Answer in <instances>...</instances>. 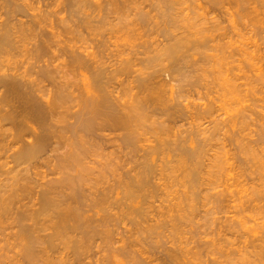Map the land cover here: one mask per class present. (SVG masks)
<instances>
[{
  "label": "rangeland",
  "instance_id": "rangeland-1",
  "mask_svg": "<svg viewBox=\"0 0 264 264\" xmlns=\"http://www.w3.org/2000/svg\"><path fill=\"white\" fill-rule=\"evenodd\" d=\"M25 1H27V0H25ZM139 0H137V2H138ZM157 1H159V2H157ZM175 1V2H174ZM216 1H218L217 3H216ZM228 1H230L229 3H228ZM245 1V2H244ZM252 1H254V2H252ZM255 1H257V2H259V3H257V2H255ZM28 2H29V0H28ZM90 3H91V5H93V6H90V4H87L86 6L88 7V6H90V7H93V8H90L91 10H87V8L85 7L84 9H86V11L83 9L82 11V13H84V11L86 12V13H89V12H91V15H92V11H96V9H97V12H93L94 13V15L97 13L98 14V12H99V14L101 13V12H103V11H100V10H103V8H104V13H106V10L108 11V9L110 8H113L112 7V5H105V2H104V0H102V3L100 4V2L101 1H98L99 3V5H103V3H104V5L105 6H102L103 8H101V9H99L98 8V4L95 2V0L94 1H89ZM88 2V3H89ZM141 2V0L139 1V3ZM143 2V3H142ZM141 2V4H139V3H136V4H139V5H141V7L142 8H140V10H134V9H136V8H134V9H130V8H132L131 6H128L129 8V10H126V13L127 12H132L133 14V17H134V19H132V15L131 14H129V13H127L128 15H129V17L131 18V21L133 20L134 21V24L133 25H135L134 27L136 28V27H138V29H136V30H138V32H136V31H134V30H132L133 31V33H132V35L131 36H129V35H127V37L129 36L130 37V40L129 39H127V37H124V36H122V34H118L117 35V37L119 36V35H121V37H123V38H126V39H123V38H121L120 39V36L118 37V38H116L115 37V32H112V31H110L111 30V28H109V27H111L110 25H112V24H110V25H107V23L109 24V22L110 23H112L113 22V24L114 23H116V21L114 20V19H112L113 18V16L110 18V20L112 21H108V19H109V17H108V19L105 21V25H97V26H99L100 27V30L99 31H103L104 30V26L106 27V26H108V27H106L105 29H106V32H105V30H104V35H102L103 37H104V40H103V37L101 36V35H99V33L98 32H96V36L94 35V36H90V37H88V36H83V38H81L79 41H78V39H77V34H75L76 36H74L73 37V35H71L72 37H73V39L76 37V40L77 41H71V42H69L70 44H73V42H74V44H76L75 46L77 47V49H78V47H80L81 45H82V47H84V49L82 48L81 49V47H80V49H78V51H79V53L82 51V53L81 54H83V50L85 51V49H86V51H85V54H88V53H90V50L92 49V53H95L94 52V50L95 51H97L98 52V50H100L101 51V49L102 50H104V51H107V52H105V53H103L104 55L106 54L107 55V57L106 58H110V60L111 61H113L112 59H114L112 56L115 54V52L117 53V51H115V50H126V51H128L127 52V55H124L125 57H130V56H132L133 57V55L131 54L130 55V53H134V55L135 54H137L138 55V57L139 58H141V57H143L142 59H144L145 57V54H144V56H143V53L142 54H140V55H142V56H140L139 55V53H138V51H143L144 52V43L143 42H145V41H149V43H148V45H149V48L150 47H156V44L155 43H157L156 41L157 40H159V43H157V44H160L161 42H162V40H164L163 42H166L167 40H165V37H167L166 39H169V37H171L172 38V36H173V38L175 37V38H181L182 39V37L184 38V39H182V40H184V43H183V41H182V43H180L182 46V48H181V50H182V52H181V50H179L178 51V55H180L181 54V57L180 56H178L177 54H174V55H176V56H174V58H173V60L171 59L173 56H171V58L169 57V59H171L172 61H173V64L171 63V60H169L168 58L167 59H165V61L163 62V64L166 66V64L168 63V65H167V67H164V68H169V69H171V70H174L175 71V69H176V67H177V70L179 69L180 71H181V74H180V71L179 72H174L173 74H170L169 72H164V75L162 74V72L164 71H162V69H164L163 67L161 68V71H160V74H162L161 76H159V78L157 77V81H156V73H155V77H154V79H155V81L156 82H161V81H163L164 80V82H165V84H164V82H163V84H164V87L163 88H165V87H167V85L169 86V87H167V89H166V93H165V91H164V93L165 94H163V96L165 97H163V99H162V101L164 100V99H166V101L164 100V106H161V105H158L157 104V102L156 101H154L155 103H153V105H150V104H147V105H150L149 106V108L151 107V109L149 110V108H148V106L146 105L145 107H146V109L147 110H145V108H144V106H142L143 107V110L145 111V113H146V111H148V116H147V114H145V117L147 116L148 118H150V119H147L146 118V122L145 121H143V119H142V122H143V124L141 123V122H139L140 124V127L139 126H137V127H139L138 129H137V127L135 128V130H136V134H137V136L138 135H140V138H139V136L137 137L138 139H139V142H140V140H142V142H138L137 141V144H140V146L142 147V149H141V147L138 145L137 146V153H136V156L135 157H133V159H131V155L128 157V151H127V149H125V147H124V144H123V142L122 141H120L121 140V137L119 136V138H118V136L117 135H121L120 134V132H118L117 131V133H119V134H117V133H114V132H112L111 133V131L112 130H109L110 132H108L107 130H105V132L106 133H104V131H98V132H101V134L104 136V139H103V137H102V135L100 134V136L102 137V142H101V139H100V136H99V134H98V136L97 135H95V136H97L98 138V141H96L97 139H95L92 135H91V137H93L92 139L93 140H95L96 141V143L97 144H99L100 145V147H101V144L103 145V149H102V147L100 148H96V147H94V146H97V144L96 145H93L92 147L93 148H96L98 151H99V149H100V153H101V151H102V157L104 156L103 155V153L105 154V156L107 155V152H108V154H109V157H108V159H110V158H112V159H110V161L112 160V163H113V158H114V160H116V161H118V162H116V161H114V163H113V165H115V168H114V166L112 167L113 168V170H112V172H110V171H108V172H106L107 170H109V168L108 169H106V166H105V162L104 161H106L105 159H103V158H105V157H103V158H101V155H100V153H98L99 155H97L98 156V159L96 158V162L94 161V157H97V156H94V157H90V155H88L87 157V159L86 160H88V161H90L91 160V162H95V163H93L94 164V166H93V164H90L89 166H87L88 165V161H87V165H86V167H89V168H91V167H94V169L92 168V170H94L95 172L93 173V171H91L92 172V175H90V173H88V174H86L87 176H88V182L89 183H91V180H92V178L93 179H97L96 181H98V176L99 177H101L100 178V180H99V182L100 183H98V182H96V183H98V185H96V187H95V189L97 190H100V191H102V190H104V188H106V189H109V188H113V189H111L112 190V195H111V197H109V201H108V205L107 204H105V207L107 208L106 210H104L105 209V207L104 206H102V205H100V207L102 208V211H100L101 209H100V207H98V206H90V204H91V201L90 202H87V203H90V204H87L86 202V205H88V206H90V208L88 207V206H84L85 208H84V210L86 211L87 209L89 210V211H84L83 209V213H84V216H85V218L87 217V218H89V220H92L91 222H92V225H94L93 224V222L95 223V224H97V223H100L101 225H104V226H101L100 228H98V229H102L101 231H98L97 230V233L99 232L100 234H94L95 232H96V230H95V232L93 233L94 235V238L93 239H91L92 237H91V234L90 233H92V230L91 231H87L85 228V230L84 231H86L87 233H89V237H90V239H91V243L89 242V244L88 245H90V248L91 249H89V247H88V249H86V250H88V252L87 251H83V252H81L80 251V253H81V255H82V253H83V255L82 256H78L79 255V252H78V254H77V252L76 253H74L73 252V249H63V248H61V249H59L60 247H57V248H55V249H53L52 250V253H55V254H52L51 253V251H50V254H51V256L50 255H47V256H49V257H51V259L53 258V260H54V258L56 259V258H59V259H61V260H63V259H65L64 261H67L68 262V264H70V262L72 263V264H180L181 262V264H183V263H185V264H217V262H218V264L220 263V264H230V263H234V264H236V261L238 262L237 264H239V258H243L244 256L246 257H249L248 255H249V253H253V251L252 250H254L253 249V247H252V245L254 244V245H259V243L260 242H264L263 240H264V175H262V174H264V75L262 74V73H264V35H262L263 33H264V23H262L264 20H263V18H264V15L263 16H261L262 14H264V2H263V0H165V2H167L166 4H165V2L164 1H160V0H143ZM156 2V3H155ZM173 2V3H172ZM213 2V3H212ZM226 2V3H225ZM233 2H237V3H233ZM160 3H161V5H160ZM163 3V4H162ZM170 3H172V4H170ZM238 3H240L239 5L241 6V7H239L238 5H236V4H238ZM253 5H251V4ZM254 3L256 4V5H254ZM261 3V4H260ZM31 5H32V7H33V9H35V7L38 9L41 5H36V3L35 4H33V3H30ZM96 4L98 5L97 6V8H96ZM147 4V5H146ZM152 6H151V5ZM165 4V6H162V5H164ZM224 4V5H223ZM259 4V5H258ZM139 5H137V7L139 6ZM146 5V6H145ZM154 5V6H153ZM157 5L159 6V8L157 7ZM245 5V6H244ZM135 6V5H134ZM145 6V7H144ZM173 8H172V7ZM244 6V7H243ZM250 6V7H249ZM256 6V7H255ZM263 6V7H262ZM32 7H31V9H32ZM106 7V8H105ZM136 7V6H135ZM140 7V6H139ZM149 7V8H148ZM164 8L163 10H162V8ZM166 7H167V9H166ZM168 7H169V9L171 10H169L168 9ZM179 7V8H178ZM235 7V8H234ZM247 7V8H246ZM262 7V8H261ZM108 8V9H107ZM172 8V9H171ZM238 8H239V10H238ZM241 8V9H240ZM260 8V9H259ZM36 9V10H37ZM50 10V12H52L53 13V11L56 9V7L54 8H52L53 9V11H51V8H49ZM95 9V10H94ZM114 9V8H113ZM143 10V12H145V14L146 15H148L146 18L144 17V19H145V21L144 22H142L141 21V23H144V24H140L139 22H137L136 20H138V19H136V18H139V17H141L142 15L141 14H138V13H140V11H142ZM159 9H161V10H159ZM250 10V11H247V10ZM254 9V10H253ZM257 9V10H256ZM258 9L260 10V12L258 11ZM36 10L34 11V13H36ZM150 10V11H149ZM152 10V11H151ZM155 10H156V13H155ZM166 10V11H165ZM168 10V11H167ZM172 10H174V11H172ZM245 10V11H244ZM252 10V11H251ZM255 10H256V12H258V13H256L255 12ZM88 11V12H87ZM113 11V10H112ZM112 11H110V13L112 12ZM134 11V12H133ZM163 11V12H162ZM243 11V12H242ZM32 12V10L30 11V13ZM39 11L37 10V13H38ZM45 12V11H44ZM135 12H138L137 13V16L135 15ZM142 12V13H143ZM166 12V14L168 15L169 13V15L167 16L166 14L163 16L162 14L163 13H165ZM169 12V13H168ZM177 12V13H176ZM241 12V13H240ZM244 12L246 13V14H244ZM262 12V13H261ZM46 13H48V12H46ZM45 13V14H46ZM160 13V14H159ZM174 13H176V14H174ZM181 13H183V14H181ZM243 14L242 16H240V15H238V14ZM248 13H250V14H248ZM259 13H260V16H258L259 15ZM50 14V13H49ZM57 14V13H56ZM56 14L54 13V14H50L51 15V17H49L48 16V18H49V20H48V24H47V21L46 22H44V24H42L43 26H42V28H45V25L47 24V26H46V28H49V30H52L50 27L52 26L53 27V25L52 24H54L55 22V25H54V28H53V32H60L61 34H62V31H65L64 29L65 28H67V30L69 29V27L70 28H72V30H77L74 26H72V25H70V23L68 22L67 24H65V25H62L61 24V22H60V20L57 18V17H59L60 19H61V15L59 14V16H56ZM85 14V13H84ZM102 14V13H101ZM108 14H109V11H108ZM126 14V15H127ZM145 14H143V16L145 15ZM155 14V15H154ZM173 16H172V15ZM248 14V15H247ZM254 14V15H253ZM255 14H257V16L255 15ZM54 15V16H53ZM58 15V14H57ZM81 15H83V14H81ZM81 15H79V16H81ZM104 15V14H103ZM131 15V16H130ZM141 15V16H140ZM145 15V16H146ZM174 15L175 16H178L177 18H179V19H181V18H183V17H186V19H188V21L187 20H184L185 18H183V19H181V20H179V19H175V17H174ZM179 15L181 16V17H179ZM184 15V16H183ZM93 16V15H92ZM136 16V17H135ZM243 16H244V18H243ZM248 16V17H247ZM249 16H251V17H249ZM254 16V17H253ZM63 17V16H62ZM128 17V16H127ZM128 17V18H129ZM149 17V18H148ZM155 17V18H154ZM164 17V18H163ZM171 17V18H170ZM259 17V18H258ZM25 18H27V17H25ZM25 18H23V20L25 19ZM54 18V19H53ZM128 18H126L125 17V19H128ZM130 18L128 19V21H130ZM160 18H161V20H160ZM163 18V19H162ZM166 18V19H165ZM256 18V19H255ZM53 19V20H52ZM121 19H123V18H121ZM159 19V20H158ZM170 21H169V20ZM173 19H175V20H173ZM249 19H250V21H249ZM251 19L253 20V21H251ZM27 20V19H26ZM51 20V21H50ZM115 22H114V21ZM140 20V19H139ZM148 20V21H147ZM164 21L165 20V22L167 21V22H169L168 24H167V22L166 23H164L163 22V24H162V22L161 21ZM173 20V21H172ZM191 20H193L194 21V24H196V25H194L193 23L191 24L190 22H191ZM213 20H215V22L213 21ZM255 20H257V21H255ZM262 20V21H261ZM54 21V22H53ZM59 22V25H58V22ZM67 21H68V19H67ZM124 22L126 21L127 22V20H123ZM133 21H132V23H133ZM138 23H136V22ZM177 21H180V22H176ZM184 21H187L188 22V24L186 23V24H184L185 22ZM192 21V22H193ZM208 21V22H207ZM212 21V22H211ZM49 22H52V24H50L49 25ZM150 22V23H149ZM170 22H175L174 24H172V23H170ZM184 22V23H183ZM206 22H207V24H206ZM214 22V24H212ZM220 24V25H218V23ZM251 22V23H250ZM254 22H256V23H254ZM259 22V23H258ZM129 23V22H128ZM156 25H155V24ZM189 23H190V25H189ZM198 23H199V25L200 26H198ZM203 23H205L206 25H208V26H204V27H202V25H204ZM254 23V24H253ZM57 24V25H56ZM140 24V25H139ZM161 24V25H160ZM216 24H217V26H216ZM255 24H257V25H255ZM259 24V25H258ZM262 24H263V26H262ZM144 27H143V26ZM149 25V26H148ZM169 25V26H168ZM174 25V27H172V26ZM177 25V26H176ZM181 25V26H180ZM188 25V26H187ZM191 25H194V26H191ZM213 25H215L214 27H212ZM56 26V27H55ZM59 26V27H58ZM68 26V27H67ZM72 26V27H71ZM132 26V25H131ZM157 26V27H156ZM166 26V27H165ZM219 26V27H218ZM260 26V27H259ZM263 28H262V27ZM63 29L62 31H61V28ZM64 27V28H63ZM73 27H74V29H73ZM134 27H132V28H134ZM143 27V28H142ZM153 27V28H152ZM162 27H164V28H162ZM168 27V28H167ZM171 27V28H170ZM191 27V28H190ZM193 27V28H192ZM200 27H202L201 29L203 30H201V29H199ZM212 27V28H211ZM57 28V29H56ZM101 28H103V30H101ZM134 28V29H135ZM140 28V29H139ZM141 28H142V30H141ZM152 28V29H151ZM157 28V29H156ZM166 28V29H165ZM172 28H175V29H172ZM196 28V29H195ZM204 28V29H203ZM210 28V29H209ZM259 28V29H258ZM107 29H109V30H107ZM148 29V30H147ZM217 31H216V30ZM44 30H46V29H44ZM48 29H47V31H45V32H48L49 31ZM55 30V31H54ZM57 30V31H56ZM139 30H140V32H139ZM152 30V31H151ZM155 30V31H154ZM162 32H161V31ZM193 30V31H192ZM195 30V31H194ZM200 30V31H199ZM211 30V31H210ZM262 30V31H261ZM109 31H110V33H112V35L109 33ZM148 31H150L149 33H148ZM174 31H176L175 33H174ZM183 33H182V32ZM191 31V32H190ZM207 31V32H206ZM212 31H214L215 33L214 34H212L213 32ZM84 32V31H83ZM83 32H81V33H83ZM108 32V33H107ZM131 32V31H130ZM136 32V33H135ZM166 34H165V33ZM193 32V33H192ZM196 32V33H195ZM85 33H87V32H84L83 33V35L85 34ZM98 33V34H97ZM102 33V34H103ZM128 33H129V31H128ZM134 33H135V35H134ZM137 33H139L138 35H137ZM188 33V34H187ZM199 34V36L198 35H196V34ZM202 33V34H201ZM205 33L206 34H208L209 36H211V37H209L208 35H205ZM57 34V33H56ZM65 32H64V35L62 34V35H60V37L59 38H61V41L62 40H64V39H68V37L67 36H69L70 34H66V36H65ZM88 34V33H87ZM114 34V35H113ZM142 34H143V36H145V37H143L142 36ZM149 34V35H148ZM162 34V35H161ZM192 34V35H191ZM203 34H204V36H203ZM211 34V35H210ZM223 34H225L224 36H223ZM106 35V36H105ZM109 35H111V36H109ZM163 35H164V37H163ZM170 35V36H169ZM184 35H186V37H184ZM194 35V36H193ZM216 35V36H215ZM61 36H63L64 37V39H62L63 37H61ZM71 36H69V38L71 37ZM101 36V39H99V37ZM108 36V37H107ZM125 36H126V34H125ZM138 38H136V37ZM146 36H148V38L146 39ZM152 36H154V37H152ZM177 36V37H176ZM181 36V37H180ZM192 36V37H191ZM197 36V37H196ZM71 37V38H72ZM84 37H85V39H84ZM91 37H92V39H91ZM94 37V38H93ZM112 37V38H111ZM132 37V38H131ZM152 39H151V38ZM156 37V38H155ZM199 37V38H198ZM209 37V38H208ZM222 37H223V39H222ZM56 38V37H55ZM55 38H54V40H55ZM58 38V39H59ZM79 38V37H78ZM88 38H90V39H88ZM98 38V39H97ZM111 38V39H110ZM114 38H116V39H114ZM143 38V39H142ZM164 38V39H163ZM186 38H188V39H186ZM198 38V39H197ZM202 38V39H201ZM208 38V39H207ZM28 39V38H27ZM34 39V38H33ZM33 39H31L30 38V42H29V40H28V43L29 44H27V42H25L26 44H25V46L27 47V49L29 48V49H31L32 47H31V44L32 43H36V40L35 39H37V38H35L34 40ZM95 39V40H94ZM97 39V40H96ZM107 39V40H106ZM118 39H120V41L118 40ZM194 39V40H193ZM215 39V40H214ZM83 42H82V41ZM100 40V41H99ZM113 40V41H112ZM118 40V41H117ZM122 40V41H121ZM124 40V41H123ZM129 42H127V41ZM134 40H135V43H134ZM145 40V41H144ZM209 40V41H208ZM211 40H213V41H211ZM33 41V42H32ZM56 41L58 42V41H60V40H57V38H56ZM98 42V44H97V42ZM102 41H108L107 42V44H106V42H102ZM110 41V42H109ZM132 41V42H131ZM136 41H137V43H136ZM153 41V42H152ZM161 41V42H160ZM191 41V42H190ZM211 41V42H210ZM65 42L67 43V41L65 40ZM80 42V43H79ZM82 42V43H81ZM89 42V43H88ZM94 42V43H93ZM101 42V43H100ZM118 42V43H117ZM127 43V44H125V43ZM155 42V43H154ZM180 42H181V40H180ZM213 42V43H212ZM91 43V44H90ZM102 43H104L103 45H102ZM115 43V44H114ZM117 43V44H116ZM122 43V44H121ZM138 43H140V45L138 44ZM150 43H151V45H150ZM212 43V44H211ZM23 44V43H22ZM61 44H62V42H61ZM73 44V45H74ZM94 44H95V46H94ZM113 44V45H112ZM125 44V45H124ZM134 44V45H133ZM143 44V45H142ZM145 44H146V42H145ZM155 45V46H152V45ZM207 44V45H206ZM225 44V45H224ZM33 45V44H32ZM62 45H64V44H62ZM79 45V46H78ZM93 45V47H91ZM101 45L102 46H105L104 48H101ZM106 45H110V46H106ZM116 45V46H115ZM122 45V46H121ZM124 45V46H123ZM130 45H132L133 46V52H131V49H132V46H130ZM138 45L140 46V47H138ZM162 45V44H161ZM218 45H224L223 46V48H222V46H220L219 48H218ZM227 45H229V46H227ZM245 45V46H244ZM61 45H59V47H60ZM74 46V47H75ZM97 46V47H96ZM98 46H100L99 48H98ZM125 46H127V47H125ZM196 46L198 47V48H196ZM203 46V47H202ZM211 47V49L209 48V47ZM243 46V47H242ZM31 47V48H30ZM57 47V46H56ZM57 48V49H59V51H60V48ZM76 47H75V49H76ZM88 48V51H87V48ZM120 47V48H119ZM122 47V48H121ZM131 47V48H130ZM139 49H138V48ZM143 49H142V48ZM158 48H159V46H157ZM161 47V46H160ZM193 47V48H192ZM207 47H208V49H207ZM215 47H217V49L215 48ZM224 47H226V48H224ZM98 48V49H97ZM101 48V49H100ZM128 48H129V50H128ZM153 48H151L150 49V52H154V49ZM201 48H204V49H202L201 50ZM242 48V49H241ZM54 49H55V52H56V56L58 55V50L56 51V48L54 47ZM112 49V50H111ZM115 49V50H114ZM136 50V52L137 53H135V50ZM138 49V50H137ZM225 49V50H224ZM230 49V50H229ZM199 50V51H198ZM221 50L223 51V52H221ZM239 50H241V51H239ZM54 51V50H53ZM52 50H51V52H50V49H49V51H48V53L50 52V53H52L53 52ZM104 51H102V52H104ZM114 51V53L113 54H110V53H112ZM123 51V52H124ZM203 53H202V52ZM230 51V52H229ZM244 51V52H243ZM55 52L54 53H52L51 55L50 54H48V55H50V56H52L53 58H51V57H48V59L49 58H51V60L53 59V61H51V62H53V64L54 65H56V68H57V70H61V71H59L60 72V74H59V72H56V74H54L53 76L56 78V76L59 74V76L57 77V79H62V80H64V77H66L65 78V80L63 81V82H65V81H67V80H72V82L73 81H75V82H78L79 84L84 80V78H85V82L84 83H87L86 81H88V84H89V80H86V79H90V82H92V79H91V75H92V73L90 74V72L88 73V71L86 72V74H85V70L83 71V75H82V73L80 74V72H79V74H78V71L77 72H74V73H77L76 74V78L78 79H76L75 77H72L73 75V73H71L72 71H71V69H72V66H70V68H69V66H67L68 64V62L70 61V59L69 58H67L66 57V55L65 56H63V53H61V52H59V53H61L60 54V56H61V58H57V60H56V58L54 57L55 55ZM88 52V53H87ZM177 52V51H176ZM179 52H181V53H179ZM228 52V53H227ZM128 53H129V55H128ZM155 53V52H154ZM223 53H224V55H223ZM232 53V54H231ZM251 55H249V54ZM24 54L26 55H28L29 56V54L28 53H26V52H24ZM65 54V53H64ZM99 54V53H98ZM101 54V55H100ZM100 56H102L103 54L100 52ZM111 55V56H109V55ZM125 54H126V52H125ZM225 54H227V56H226V58H225ZM237 54V55H236ZM23 56V55H18L17 56V60H19L18 62H19V64H18V62H17V60L16 59H14V60H16L15 62V64H17L16 66H20V64H23V65H21V69L20 70H22V67L25 69V66H28L29 64L27 63V61L29 62V63H31L30 62V59L27 57V55L26 56ZM104 55H103V57L102 58H104ZM137 55H135V56H137ZM151 55H153V54H150V56ZM209 55V56H208ZM223 55V56H222ZM229 55V56H228ZM230 55H232V58L230 57ZM244 55V57H242ZM245 55H247V56H245ZM255 55V56H254ZM124 56H123V58H124ZM216 56V58H214ZM22 57V58H21ZM111 57H112V59H111ZM180 57V58H179ZM185 57V58H184ZM206 57H207V60H206ZM209 57V58H208ZM221 57H224V58H221ZM247 57V58H246ZM251 57V58H250ZM258 57H260V58H258ZM26 58V60H24ZM116 58V57H115ZM135 58V57H134ZM175 58L177 59L176 60V62L174 61L175 60ZM205 58V59H204ZM214 58V59H213ZM218 58H220V59H218ZM253 58V59H252ZM21 59H22V62H21ZM28 59V60H27ZM46 59H47V56H46ZM54 59L56 60V61H54ZM105 59V58H104ZM137 59V58H136ZM142 59H140V60H142ZM210 59V60H209ZM215 60V61H213V60ZM225 59V60H224ZM230 60V62L228 63V61ZM231 59H233V60H237L235 63L233 62V61H231ZM251 59V60H250ZM260 59V60H259ZM262 59V60H261ZM13 60V59H12ZM60 62H59V61ZM69 60V61H68ZM106 60V59H105ZM105 60H103V61H105ZM108 60V59H107ZM106 60V63L108 62L109 64H107V65H110V63H111V61H107ZM166 60H167V62H166ZM183 60V61H182ZM198 60V61H197ZM201 60V61H200ZM209 60V61H208ZM59 63H58V62ZM62 61V62H61ZM168 61H170V62H168ZM196 61V62H195ZM203 61V62H202ZM211 61V62H210ZM225 61H226V64L227 65H225V64H223V66H222V63H225ZM249 61H251L252 62V64H253V66L251 65V62H249ZM12 63L14 62V61H11ZM26 62V63H25ZM137 62H139V60L137 61ZM136 62V63H137ZM142 61H140V64H138V68L135 66L134 67V69L136 70V68L137 69H140V67L142 68L143 66H144V63H143V65H142V63H141ZM165 62H166V64H165ZM193 62V63H192ZM197 62H198V64H197ZM219 63V62H221L220 63V65L221 66H218L216 63ZM238 62H240V63H238ZM254 62V63H253ZM64 63V64H63ZM106 63H105V65H106ZM113 63H114V61H113ZM135 63V64H136ZM170 63V64H169ZM174 63L175 64H177L176 66L174 65ZM191 63H192V66H191ZM214 65L215 64V66H212V67H215V68H212L210 65ZM213 63V64H212ZM14 64V65H15ZM26 64H28V65H26ZM67 64V65H66ZM195 64V65H194ZM207 64V65H206ZM231 66H229V65ZM238 64H239V66H238ZM243 65V67H241L242 65ZM11 64L9 63V66H10ZM25 65V66H24ZM59 65V66H58ZM106 65V66H107ZM187 65V66H186ZM194 65V66H193ZM235 65H236V67H235ZM15 66V67H16ZM65 66H67L68 68H69V74L68 73H66L67 71H68V68L66 67V69H65ZM190 66V67H189ZM218 66V67H217ZM226 66V67H225ZM228 66V67H227ZM58 67H61V68H58ZM109 67V66H108ZM171 67V68H170ZM173 67H174V69H173ZM238 67V68H237ZM253 67V68H252ZM257 67V68H256ZM52 68V67H51ZM197 68H198V70H197ZM230 68V69H229ZM23 69V70H24ZM63 69H64V71L65 70H67V71H65V76L63 75V74H61L62 73V71H63ZM157 69V68H156ZM160 69V68H159ZM159 69H157V70H154V71H158V73H159ZM211 69V70H210ZM219 69V70H218ZM222 69H224V70H222ZM228 69V70H227ZM256 69V70H255ZM75 70V69H74ZM153 69H148V71L149 72H151ZM184 70V71H183ZM217 71V73L215 74V72L214 71ZM227 70V71H226ZM259 70V71H258ZM63 71V72H64ZM212 72V74L211 73H209V72ZM227 73H225V72ZM258 71V72H257ZM262 71V72H261ZM220 72V73H219ZM233 72V73H232ZM88 73V74H87ZM176 73V74H175ZM179 73V74H178ZM187 73H189V74H187ZM219 73V74H218ZM225 73V74H224ZM167 74V75H166ZM177 74H178V76H177ZM185 74V75H184ZM222 74V75H221ZM224 74V75H223ZM246 76H245V75ZM258 74V75H257ZM260 74V75H259ZM63 77V78H61V76ZM69 77H67V76ZM72 75V76H71ZM82 75V76H81ZM87 75V76H86ZM125 74H123V75H121L122 76V78L121 77H119V80H120V82L121 81H123V83H124V86H125V84L127 85V86H129L127 83H129V84H132V85H130V87H132L133 86V84H135V83H132V81H133V77L130 75V74H128V75H130L129 77L127 76V75H125ZM134 75V74H133ZM171 75V77H169V76ZM174 75H175V77H174ZM220 75V76H219ZM232 75V76H231ZM235 75H237V76H235ZM245 77H243V76ZM258 76L259 78H255V76ZM75 76V75H74ZM81 76V77H80ZM84 76V78H82ZM119 76V75H118ZM165 76V77H164ZM213 76H217V78L219 77V79H217V78H215V77H213ZM241 76L244 78H241ZM261 76V77H260ZM35 77V76H34ZM224 77V78H223ZM230 78L231 79V81L227 78ZM247 77V78H246ZM68 78V79H67ZM92 78H93V76H92ZM126 78V79H125ZM163 80H162V79ZM178 78V79H177ZM182 78V79H181ZM214 78V79H213ZM57 79H54V81H56L54 84L53 83H51V82H48V86H50L49 87V89H52V87H54L55 89H57L58 87L57 86H59V85H63L64 83L63 82H61V80L59 79V80H57ZM158 79H159V81H158ZM198 79V80H197ZM226 79V80H225ZM241 79V80H240ZM254 79V80H253ZM255 79H256V81L258 80V79H260V80H258V82H255ZM125 80V81H124ZM127 80H130L129 82L127 81ZM215 80V82H213ZM219 80V81H218ZM239 80H240V83H239ZM242 80H243V82L244 83H246V85H244V83L242 82ZM245 80V81H244ZM252 80V81H251ZM53 81V82H54ZM57 81H59V83L60 84H58L57 83ZM80 81V82H79ZM167 81V82H166ZM174 81V82H173ZM180 81V82H179ZM189 83H188V82ZM216 81H218V82H220V81H222V82H220L219 84H217V82ZM237 81V82H236ZM72 82H71V84H72ZM74 82V87L71 85V87H73L72 89H74L73 90V92L71 91V92H69V93H72L74 96H77V97H79V100L81 101V99L82 98H85V99H83V100H86V97H87V93L86 92H88V91H86L89 87L91 88V86H86L87 88H85V86H82V88H80V86L81 85H84L83 84V82L80 84V85H78V83H75ZM131 82V83H130ZM182 82H183V84H182ZM225 82V83H224ZM227 82V83H226ZM237 83V84H234V83ZM252 84H251V83ZM46 83L47 82H45V85H46ZM53 84V86L51 87V85ZM122 83V84H123ZM166 83H167V85H166ZM213 83V84H212ZM234 84V86H235V91H231V89H232V87L230 86L231 84ZM58 84V85H57ZM160 84V83H159ZM161 84H162V82H161ZM189 84V85H188ZM221 84H224V86L223 87H220L221 86ZM240 84V85H239ZM57 85V86H56ZM136 85V84H135ZM134 85V86H135ZM205 85V86H204ZM207 85V86H206ZM217 85V86H216ZM225 85H226V87H225ZM77 86H79V87H77ZM122 86V85H121ZM246 86V87H245ZM76 87V88H75ZM130 87H128V88H130ZM174 87V88H173ZM182 87V88H181ZM230 87V88H229ZM239 87V88H238ZM46 88H47V90H48V87H47V85H46ZM79 88V89H78ZM83 88H84V90H83ZM122 88V87H121ZM125 90L124 91H126L128 88L125 86V87H123ZM127 88V89H126ZM169 88V89H168ZM221 88V89H220ZM228 88L230 89V90H228ZM55 89H52L53 91L55 90ZM70 89V88H69ZM69 89H68V91H69ZM86 89V90H85ZM91 89H93V87L91 88ZM91 89H89V90H91ZM136 89V88H135ZM164 89V90H165ZM223 89V90H222ZM246 89V90H245ZM248 89V90H247ZM51 90V91H52ZM75 90H76V92H75ZM137 90V89H136ZM136 90L135 91H131V93H133V92H136ZM221 90H222V92H221ZM224 90H225V92H224ZM234 90V89H233ZM48 91H50V90H48ZM51 91H50V93H51ZM56 91V90H55ZM82 91V92H81ZM94 91V89L92 90V92ZM176 91V92H175ZM240 91H242V92H240ZM85 92V93H84ZM92 92H88L89 94L90 93H92ZM229 92H232V94L231 93H229ZM234 92H236V93H234ZM77 93V94H76ZM129 93H130V89H129ZM241 93V94H240ZM244 93H245V95H244ZM65 94V93H64ZM81 94V95H80ZM88 94V95H89ZM95 94V93H94ZM127 94V93H126ZM174 94V95H173ZM228 94V95H227ZM230 94V95H229ZM66 95V94H65ZM68 96H70L69 94H67ZM95 95H97V94H95ZM168 95V96H167ZM223 95V96H222ZM242 95V98H244L243 100H242V98H240V96ZM247 95V96H246ZM82 96V97H81ZM85 96V97H84ZM126 96V95H125ZM124 96V98L122 99V101H124L125 99H130L131 97H129V95L128 96H126L125 97ZM167 96V97H166ZM173 96V97H172ZM180 96V97H179ZM228 96H229V98H228ZM244 96V97H243ZM71 97H73V96H71ZM70 97V99L72 100L73 98H71ZM80 97H81V99H80ZM128 97V98H127ZM168 97H169V99H168ZM177 97V98H176ZM179 97V98H178ZM182 98V99H181ZM75 99H78V98H75ZM73 100L72 102H73V104H72V102H71V105H69V108H70V110L72 109V111H73V113L72 114H74V110H80V108H79V106L81 105V104H83L82 103V101H81V103L80 104H78L77 103V101L76 100ZM168 99V100H167ZM175 99H177V102H175L176 100ZM202 99V100H201ZM234 99V100H233ZM237 99H239V100H237ZM131 100V99H130ZM129 100V101H130ZM175 102L174 104H173V102ZM237 100V101H236ZM241 100H242V102H241ZM211 101V102H210ZM68 102V101H67ZM70 102V101H69ZM126 103H128L127 101H125ZM132 102V101H131ZM159 102H161V101H159ZM169 102V103H168ZM178 102H180V103H178ZM74 103H77V106H78V108L79 109H76L77 108V106H76V104H75V107H73L72 105H74ZM123 103V102H122ZM130 103V102H129ZM163 103V102H162ZM155 104H157V106L155 105ZM160 104V103H159ZM177 104V105H176ZM179 104H181V105H179ZM196 104V105H195ZM198 104V105H197ZM209 104V105H208ZM128 105H130V104H127L126 106H128ZM156 107H155V106ZM163 105V104H162ZM172 105V106H171ZM205 105V106H204ZM152 106H154L155 107V109H157V108H159V111L162 109V112H165V113H155V111H154V109H153V107ZM159 106H161V108L159 107ZM168 106V107H167ZM181 106L183 107L182 109H181ZM68 107V106H67ZM74 109H73V108ZM163 107V108H162ZM165 107V108H164ZM176 107H178V108H176ZM82 108H83V105H82ZM81 108V109H82ZM167 108V109H166ZM171 108V109H170ZM173 108V109H172ZM199 108V109H198ZM202 108V109H201ZM205 108L207 109L206 111H205ZM153 109V110H152ZM176 109V110H175ZM181 110H182V112H181ZM184 110V111H183ZM187 110V111H186ZM194 110V111H193ZM197 110H201V112L199 113V111H197ZM212 111V112H210L211 114L213 113V115H209L208 116V114H209V112H208V114H205V113H207V111ZM71 111V112H72ZM152 111V112H151ZM157 111H158V109H157ZM177 111V112H176ZM202 111H205L204 112V114L202 113ZM161 112V111H160ZM169 113L170 115H171V117L173 116V115H175V116H173L172 118L171 117H169L168 116V114L167 115H165L166 113ZM183 112H184V114L186 115H184L183 114ZM199 114L198 116H200V117H198V116H196V114L197 113ZM215 112V113H214ZM76 113H77V111H76ZM143 113V112H142ZM141 113V114H142ZM152 113V114H151ZM153 113H155V114H153ZM179 113V114H178ZM182 113V114H181ZM188 113V114H187ZM193 113V114H192ZM202 113V114H201ZM71 114V115H72ZM161 114V115H160ZM164 114V115H163ZM195 114V115H194ZM201 114V115H200ZM182 116V117H179V116ZM202 115H204V116H202ZM70 116V115H69ZM74 116V115H73ZM76 116V115H75ZM75 116H74V119H75ZM155 116H157V117H155ZM202 116V117H201ZM208 116V117H207ZM213 116V117H212ZM144 117V118H145ZM162 117V118H161ZM196 117H198V118H196ZM211 117H212V120H211ZM65 118V117H64ZM67 118V120H69V118L68 117H66ZM65 118V119H66ZM155 118V119H154ZM157 118V119H156ZM175 119V121H174V119ZM195 118V119H194ZM55 119H57V117H54V120ZM58 119H59V116H58ZM57 119V120H58ZM74 119H70L71 121H73ZM155 121H154V120ZM158 119H159V123L157 122L158 121ZM164 119V120H163ZM56 120V121H57ZM145 120V119H144ZM148 120V121H147ZM169 120H172V121H169ZM218 120V121H217ZM75 121V120H74ZM174 121V122H173ZM193 122V123H191V122ZM212 121V122H211ZM217 121V122H216ZM52 122H53V125H54V121L52 120ZM52 122H51V124H52ZM67 122H70V121H67ZM156 124L155 126H154V123ZM167 122H169V123H167ZM72 123V122H71ZM147 123V124H146ZM150 123V124H149ZM158 123V124H157ZM164 123V124H163ZM219 125H218V124ZM149 124V125H148ZM171 124V125H170ZM213 124H215V126L217 125V131L218 132H220L221 134L220 135H218L217 134V131L214 129V127L215 126H213ZM135 125H136V123H135ZM144 125V126H143ZM152 127H151V126ZM157 125L159 126V127H157ZM162 126H163V128H167V132L169 133H167L166 132V130L163 132V130H161V128H162ZM166 126V127H165ZM193 128H192V127ZM219 126V127H218ZM142 127V128H141ZM154 127V128H153ZM155 127H157V128H155ZM161 127V128H160ZM174 127V128H173ZM180 127V128H179ZM141 128V129H140ZM158 128H160L159 129V131H157L158 130ZM173 128V129H172ZM192 128V129H191ZM200 128V129H199ZM218 128H220V129H218ZM143 129V130H142ZM157 129V130H156ZM185 129V130H184ZM188 129V130H187ZM137 130H138V132H137ZM140 130V131H139ZM147 130V131H146ZM184 130V131H183ZM191 130H193V131H191ZM199 132H198V131ZM214 130L216 131V135L214 134ZM156 131V132H155ZM162 131V132H161ZM173 131H174V133H173ZM188 131V132H187ZM195 131V132H194ZM197 131V132H196ZM97 132V133H98ZM103 132V133H102ZM140 132L142 133V134H140ZM160 132V133H159ZM178 134H177V133ZM191 132V133H190ZM204 132V133H203ZM213 132V133H212ZM111 133V134H110ZM122 133V132H121ZM147 133V134H146ZM188 133V134H187ZM200 133V134H199ZM232 133V134H231ZM236 135H235V134ZM94 134H96V133H94ZM108 134V135H107ZM160 134V135H159ZM161 134H163V135H161ZM167 134H168V136H167ZM180 134V135H179ZM185 135V140L184 139H182V141H181V139L180 138H183L184 137V135ZM199 134V135H198ZM204 134V135H203ZM233 134H234V136H233ZM158 135V136H157ZM170 135H172L171 137H170ZM176 135L177 136H179V138L178 137H176ZM188 135V136H187ZM201 135V136H200ZM211 135H215L216 136V138H219L221 141H223V145L225 146V147H222L221 146V142L218 140V139H215V136H214V139L215 140H213V141H211L210 142V140H212V138L210 137ZM218 135V136H217ZM114 136V137H113ZM200 136V137H199ZM206 136V137H205ZM230 136L232 137L233 136V138L232 139H230ZM90 137V136H89ZM89 137L88 138H86L87 140L89 139ZM107 137V138H106ZM160 137H162V138H160ZM168 137V138H167ZM174 137V138H173ZM194 137V138H193ZM209 137L211 138L210 140H209ZM114 138V139H113ZM143 138L145 139V141L143 140ZM149 138H150V140H149ZM165 138H166V140H165ZM171 138V139H170ZM175 138H177V141H175V146H174V141L173 140H176ZM188 138V139H187ZM190 138V139H189ZM91 139V138H90ZM89 139V140H90ZM91 139V141L93 142V140ZM108 139H110V140H108ZM118 139V140H117ZM153 139V140H152ZM180 139V140H179ZM197 140V143H196V140ZM202 139H205V140H203L202 141ZM206 139L208 140V144H209V142L211 143V144H217V147H216V145H215V147H213L214 148V152H213V148H212V146L213 145H211V144H206V147H205V145H204V143L203 142H206ZM100 140V141H99ZM107 140V141H106ZM148 140V141H147ZM158 142H157V141ZM159 140H160V142H159ZM161 140H163V142H161ZM186 140L188 141V142H186ZM216 140H218V141H216ZM29 141V140H28ZM94 141V142H95ZM147 141V142H146ZM152 141V142H151ZM191 141V142H190ZM195 141V142H194ZM200 141V142H199ZM91 142V143H92ZM99 142V143H98ZM108 142V143H107ZM111 142H115L114 144L113 143H111ZM122 142V143H121ZM157 142V143H156ZM173 142V143H172ZM178 142V143H177ZM184 142H185V144H184ZM194 142V143H193ZM199 142V143H198ZM216 142V143H215ZM239 142V143H238ZM62 143H64V142H62ZM90 143V144H91ZM150 143V144H149ZM163 143V144H162ZM165 143H168L167 145L165 144ZM169 143H171L173 146H171ZM190 143H193L194 145V147L195 146H197V144H200V143H203L202 145H204V150L205 149H207L208 147L209 148H211V150H209V148H208V152L210 153H206V152H204L201 156L199 155V160L197 161H195V159L193 160H191L190 159V161H189V157H186L184 154V156L180 153L179 154V152H185V153H188V149H189V147H193L192 146V144L190 145ZM92 144H94V143H92ZM119 144H121V145H119ZM161 144V145H160ZM164 144H165V146H164ZM178 146H177V145ZM181 144V145H180ZM242 144V145H241ZM112 145V146H111ZM119 145V146H118ZM156 147H155V146ZM170 145V146H169ZM188 145V146H187ZM190 145V146H189ZM201 145V144H200ZM243 145H245L244 147H243ZM250 145V146H249ZM65 146H67V144H65ZM148 146V147H147ZM160 146V147H159ZM168 146V147H167ZM187 147L185 150H187V152L186 151H184V149L181 151L180 149H182V147ZM208 146V147H207ZM220 148H219V147ZM241 148H243L244 150H246V152H252L253 154H251V153H249V155L251 154L252 155V157H251V155L249 156L248 155V153H246V152H244V150H242V149H240V147ZM248 146H249V148H248ZM56 147V146H55ZM61 147H63L62 149H61ZM61 147H56V148H60L61 150H59V152L58 151H56V154H55V152H53V153H49V154H47V156H44V159H42V160H40V162L41 161H43L42 163H43V165H46V162H49V163H47L48 165H46V167L44 166V168L42 167V169L40 168V172H42V173H40V174H42L43 176H45V181L46 180H49V179H54V178H57V176H60V175H58V174H55L54 175V171H53V169L51 170V168H52V166H50L49 164H53V165H55L56 163H54V160L55 159H53L52 158V156H54V155H56V156H58V153H59V156H60V153L62 154L63 152H66L65 151V149H67V148H69L68 146H67V148H65L64 149V145L63 146H61ZM106 147V148H105ZM115 147V148H114ZM121 147V148H120ZM122 147H124V148H122ZM150 147V148H149ZM163 147H165V149H162L161 150V148H163ZM172 147V148H171ZM176 147V151L177 150H179V152L177 151V152H175L174 151V148ZM178 147H179V149H178ZM193 147V151L194 150H196L195 148ZM250 147H251V149H250ZM112 148V149H111ZM138 148H140V149H138ZM145 148V149H144ZM152 148H153V150H152ZM157 148V149H156ZM159 148H160V150H159ZM170 148V149H169ZM198 148V147H197ZM223 148H224V150H223ZM248 148V149H247ZM144 149V150H143ZM152 150V152H154V153H150V151ZM154 149H156V150H154ZM216 149H217V151H218V153H217V151H216ZM250 149V151H247V150H249ZM69 150V149H68ZM95 150V149H94ZM105 150V151H104ZM138 150H141V151H138ZM150 150V151H149ZM172 150V151H171ZM190 150V149H189ZM191 150H192V148H191ZM191 150L189 151V153L187 154L188 156H189V154H192L191 153ZM61 151H63V152H61ZM112 151H116L115 153V155H114V152H112ZM119 151V152H118ZM122 151V152H121ZM146 151H148V154H149V156H148V154L146 155V156H148V159L150 158L151 160L150 161H148L147 159L145 160H143V157L145 156L144 154H146V153H144V152H146ZM161 151V152H160ZM163 151V152H162ZM197 151V150H196ZM207 151V150H206ZM211 151V152H210ZM216 151V152H215ZM96 152V151H95ZM95 152H94V154H95ZM113 154H112V153ZM139 152V153H138ZM165 152V153H164ZM174 152L176 153V154H174ZM195 152V151H194ZM193 152V153H194ZM119 153V154H118ZM141 153V154H140ZM144 153V154H143ZM156 153V154H155ZM160 153V154H159ZM164 153V154H163ZM172 153V154H171ZM205 153H206V155H205ZM216 153V154H215ZM239 153H241V154H243L242 155V157H241V154H239ZM64 154V153H63ZM62 154V155H63ZM97 154V153H96ZM95 154V155H96ZM111 154V155H110ZM118 154V155H117ZM143 154V155H142ZM154 154V155H153ZM207 154L209 155V157H211V154H215L216 155V157L219 159V161H218V159L216 160V159H213V160H216V162L215 163H213V160H212V157L211 158H209L208 156H207ZM255 154V155H254ZM116 155H117V157H116ZM125 155V156H124ZM150 155H152V157L150 156ZM160 155H161V157H160ZM166 155V156H165ZM173 155V156H172ZM174 155H176V156H174ZM212 155V156H213ZM218 155V156H217ZM248 155V156H247ZM254 155V156H253ZM49 156V157H48ZM56 156H54V158L56 157ZM91 156H93L92 154H91ZM108 156V155H107ZM115 156V157H114ZM142 156V157H141ZM164 156V157H163ZM169 156V157H168ZM172 156V157H171ZM181 156V157H180ZM202 156H204V157H202ZM49 160V158H50V160L48 161V160H46V158ZM163 157V158H162ZM174 157H175V159H174ZM254 157V158H253ZM256 157H258V158H256ZM53 159V163L51 162V160ZM58 158V157H57ZM103 160V162H102V160ZM117 158H118V160H117ZM156 158V159H155ZM183 158V159H182ZM188 160H187V159ZM201 158V159H200ZM215 158V157H214ZM251 158V159H250ZM90 159V160H89ZM120 159V160H119ZM125 159V160H124ZM144 161V164L146 165L147 163V161H148V167H150L149 169H152V170H150V171H152V173H153V171H154V173L152 174V175H149L148 174V177H149V179L150 178H152L151 180H147V181H149V183L147 182V184L148 185H146L145 187H147V188H149V189H146L145 187H144V189L146 190V194L148 195L147 196V198H146V195L144 196V194H145V190L143 189V193H142V191H141V195L142 196H139V198H138V195L136 196L135 195V197H133V201H132V198L130 199V198H128L127 197V195H126V193H125V189H127V188H125V186H124V184L126 183L125 181H128L127 179H128V177H130V176H135L136 175V173H138V174H141L142 173V171H140V170H142V169H144V168H142V166L144 165H142L141 163H143V162H141L142 160ZM155 159V160H154ZM168 159V160H167ZM210 159V160H209ZM249 159V160H248ZM93 160V161H92ZM138 160H139V163H140V165H142V166H140L139 165V163H138ZM180 160V161H179ZM183 160H184V162H183ZM204 162H202V161ZM3 161V159L0 161V163ZM6 161H8V160H6ZM6 161H3V162H6ZM99 161V162H98ZM127 161V162H126ZM151 161H153V163L151 162ZM156 163H155V162ZM186 161V162H185ZM200 161V163H198ZM209 161H212V162H209ZM218 161V162H217ZM254 161V162H253ZM51 162V163H50ZM150 162L152 163V165L154 166H152L151 164H150ZM161 162V163H160ZM170 162V163H169ZM208 162V163H207ZM96 163H98L97 164V168H96ZM100 163V164H99ZM104 165H102V164ZM155 163V164H154ZM186 163V164H185ZM188 163H189V166H188ZM192 163V164H191ZM194 163H196V164H194ZM200 164V165H198V164ZM212 163L214 164V165H212ZM108 164V163H107ZM106 164V165H107ZM119 165L117 168H119V169H117V170H114V169H116V165ZM122 164V165H121ZM136 166H135V165ZM138 164V165H137ZM168 164V165H167ZM172 164V166H169V165H171ZM176 164V165H175ZM219 166H218V165ZM232 164V165H231ZM11 165V164H10ZM10 165H7V168L6 167H4V168H6L7 170H9V167H10ZM100 165V166H99ZM101 165H102V168H104L105 167V170H104V172H102V173H99V172H101L102 170V168H101ZM121 165V166H120ZM182 165V166H181ZM192 165V166H191ZM201 165H204V167H202ZM207 165H209V166H207ZM48 166H50V167H48ZM134 166H135V168H134ZM160 166H162V167H160ZM173 166H174V168H173ZM178 166V167H177ZM184 166V167H183ZM195 166V167H194ZM197 166V167H196ZM210 166H211V168L213 167V169H214V171H213V169H211L210 168ZM216 166H218V167H216ZM230 168H229V167ZM47 167H48V169H47ZM111 167V166H110ZM133 167V168H132ZM147 167V166H146ZM147 167V168H148ZM152 167V168H151ZM158 167H160V168H158ZM176 167V168H175ZM180 167V168H179ZM193 167V168H192ZM207 167H209V169L207 168ZM220 167V168H219ZM3 168V169H4ZM54 168V167H53ZM123 168V169H122ZM130 168H131V170H130ZM142 168V169H141ZM157 168V169H156ZM178 168L180 169V170H178ZM183 168V169H182ZM188 168V169H187ZM192 168V170L194 171V172H191L192 170H190V172L191 173H194V175H193V180H195V181H197L198 179V181L197 182H199L198 184H194V186L193 187H191V188H195L194 190L196 191V194H195V198L197 197V199H196V201H195V199L193 200V197H192V194H194V192L195 191H193L192 189H189V191L188 192H186L187 193V195L184 193V191H185V187L188 185V183L190 184V182L188 181L189 179H190V177H189V175L187 174V172H188V170L189 169H191ZM218 168V169H217ZM228 168V169H227ZM0 170V171H5V170ZM18 169H21L22 170V168H18ZM17 169V170H18ZM97 169H98V171H97ZM132 169H133V171H132ZM135 169V170H134ZM162 169V170H161ZM164 169V170H163ZM166 169H168V171H167V173L169 172V174H167V173H164V172H166L165 170ZM186 169V170H185ZM219 169H220V171H219ZM222 169V170H221ZM7 170H6V172H4L6 175L5 176H2V174H1V176L2 177H0V184H4V185H6L8 182L9 183H11V181L10 180H13V179H11V177H10V172L8 171L7 172ZM16 170V171H17ZM39 170V169H38ZM45 170V171H44ZM91 170V169H90ZM100 170V171H99ZM119 170V171H118ZM161 172H160V171ZM170 170V171H169ZM218 170V171H217ZM224 170V171H223ZM227 170V171H226ZM257 170V171H256ZM16 171H14L15 173H17V172H19V170L16 172ZM51 171V172H50ZM52 171L54 172L53 174H52ZM122 171V172H121ZM124 171V172H123ZM127 171H129V173L127 174L126 172ZM163 171V172H162ZM179 171V172H178ZM186 172V173H184V172ZM208 171H210V172H208ZM213 171V172H212ZM24 172V173H23ZM39 172V171H38ZM110 172V173H109ZM116 172H118V174L116 173ZM141 172V173H140ZM158 172V173H157ZM171 172V173H170ZM184 173V175H183V173ZM189 172V173H190ZM196 172V173H195ZM217 172V173H216ZM218 172H219V174H218ZM221 172H225V173H221ZM230 173V174H228V173ZM2 173V172H1ZM20 173V175L22 174L23 176L25 175V174H31L30 172L29 173H25V171H22V173L21 172H19ZM19 173H17V174H19ZM99 173V174H98ZM109 174V175H106V174ZM132 173V174H131ZM165 174V176H164V174ZM190 173V174H191ZM216 173V174H215ZM257 173V174H256ZM11 174H14L13 172L11 173ZM15 175L16 176V178H17V176L18 175ZM74 175H75V173H73ZM77 174V173H76ZM101 174H102V176H104V174H105V176L102 178V176H101ZM126 174V175H125ZM137 174V175H138ZM155 174V175H154ZM157 174V175H156ZM161 174V175H160ZM210 174L213 176V180H212V178H211V176H210ZM220 174H222V175H220ZM238 174V175H237ZM9 175V176H8ZM129 175V176H128ZM167 175H169V176H167ZM171 175H174V176H171ZM185 175H187V176H185ZM7 176V177H6ZM14 176V175H13ZM97 176V177H96ZM113 176V177H112ZM150 176H153V177H150ZM156 176H158V177H156ZM184 176V177H183ZM197 176V177H196ZM216 176V177H215ZM221 176V177H220ZM226 176H227V178H226ZM232 176V177H231ZM235 176V177H234ZM4 177V178H3ZM19 177V176H18ZM86 177V176H85ZM84 177V178H85ZM92 177V178H91ZM169 177V178H168ZM173 177V178H172ZM186 177H188V178H186ZM261 177V178H260ZM8 178H10V179H8ZM15 178V180H19V178H17L16 179ZM59 178V177H58ZM106 178H108V181H107V179ZM111 178H113V179H111ZM118 178V179H117ZM120 178V179H119ZM127 178V179H126ZM176 178H177V180H176ZM197 178V179H196ZM219 178H220V180H219ZM232 178H233V180H232ZM260 178V179H259ZM6 179H8V180H6ZM85 179H87V177L85 178ZM110 179V180H109ZM124 179H126L125 181H124ZM148 179V178H147ZM159 179V180H158ZM172 179H173V181H172ZM183 179V180H182ZM43 180V181H44ZM120 180H122V181H120ZM187 180V181H186ZM216 180V181H215ZM237 180V181H236ZM261 180H263V182H260ZM2 181H3V183H2ZM102 181V182H101ZM106 183H105V182ZM115 181V182H114ZM120 181V182H119ZM167 181V182H166ZM169 181V182H168ZM171 181V182H170ZM183 181V182H182ZM218 181V182H217ZM234 183H232V182ZM239 181V182H238ZM7 182V183H6ZM23 182V181H22ZM88 182H86V186H85V184H84V186L86 187V190H88V189H90L91 187H89V186H92V183L94 182L93 180H92V183L91 184H89ZM104 182V183H103ZM125 182V183H124ZM151 182V183H150ZM164 182V183H163ZM173 182V183H172ZM178 182V183H177ZM180 182H182V184L185 186V187H183V190H182V185L180 184ZM214 182H216L217 183V185L214 183ZM226 182V183H225ZM228 182V183H227ZM87 183L89 184L88 186H87ZM115 183H117V187H116V184ZM120 183V184H119ZM167 183V184H166ZM196 183V182H195ZM213 183V184H212ZM238 183V184H237ZM261 183H263V184H261ZM102 184V185H101ZM114 184V185H113ZM146 184V183H145ZM155 184V185H154ZM160 184V185H159ZM170 184V185H169ZM174 184V185H173ZM178 184V185H177ZM227 184H229V186L227 185ZM231 184H233V186L231 185ZM9 185V184H8ZM112 185H113V187H112ZM159 187H158V186ZM166 185H168V186H166ZM193 185V184H192ZM191 185V186H192ZM200 185V186H199ZM213 185H215L216 186V188H215V186H213ZM227 185V186H226ZM231 185V186H230ZM94 186V185H93ZM92 186V190H90L91 192H92V194H93V192L95 191V192H97L96 190H93V187ZM124 186V187H123ZM149 186H151L152 187V189H151V187H149ZM164 186V187H163ZM181 186V187H180ZM202 186V187H201ZM219 186V187H218ZM243 186V187H242ZM84 187V188H85ZM98 187V188H97ZM120 187V188H119ZM155 187H157V188H159L158 190H157V188H155ZM166 187H167V189H169V191L166 189ZM187 187H189V185L187 186ZM186 187V188H187ZM200 187V188H199ZM232 187V188H231ZM238 187V188H237ZM116 188V189H115ZM161 188V189H160ZM174 188V189H173ZM181 189V190H179V189ZM202 188V189H201ZM205 188V189H204ZM227 188H229V190H227ZM251 188H253V189H251ZM121 189V190H120ZM124 189V190H123ZM188 189V188H187ZM197 189V190H196ZM213 189V190H212ZM251 189V190H250ZM152 191V192H150V191ZM154 190V191H153ZM166 190V191H165ZM240 190H242L241 192H240ZM245 190V191H244ZM253 190V191H252ZM89 191V192H90ZM114 191H116V192H114ZM150 193H149V192ZM161 191V192H160ZM183 191V193H184V195H183V193L181 194V192ZM192 191H193V193H192ZM227 191H229V193H227ZM248 191V192H247ZM119 192V193H118ZM156 192V193H155ZM160 192V193H159ZM164 192V193H163ZM168 192V193H167ZM206 192V193H205ZM210 192V193H209ZM231 192H233V195L231 194V196H230V193ZM258 193V195H259V198H257L258 199V201H256L255 203H254V201L253 202H251V200L249 201L248 199L250 198V196H252L254 193ZM88 192H86V194H87ZM98 193V192H97ZM175 193V194H174ZM191 193V194H190ZM217 193H219V195H221L220 196V200H222V201H220L219 199H218V197H217V202L215 203V201L216 200H214V199H216V196H217ZM221 193V194H220ZM224 193V194H223ZM250 193V194H249ZM251 193H253V194H251ZM256 193H255V195H256ZM90 194V193H89ZM91 194V195H92ZM161 194V195H160ZM171 196H170V195ZM173 194V195H172ZM177 194V195H176ZM198 194V195H197ZM205 194V195H204ZM207 194V195H206ZM210 194V195H209ZM213 194V195H212ZM246 194V195H245ZM96 195V193L94 194V196ZM140 195V194H139ZM175 195H176V197H175ZM189 195V196H188ZM202 195V196H201ZM204 195V196H203ZM212 195V196H211ZM93 196V195H92ZM150 196V197H149ZM154 196V197H153ZM214 196V197H213ZM91 197V196H90ZM90 197H89V199H90ZM125 197V198H124ZM127 197V198H126ZM161 197H162V199H161ZM182 199H181V198ZM186 197H187V199L188 198H190V199H186ZM203 197H204V200H206V201H204L203 200ZM248 197V198H247ZM255 197V196H254ZM92 198L93 197H91V200H92ZM117 198V199H116ZM122 198H124V199H122ZM137 198V199H136ZM150 198V199H149ZM172 198V199H171ZM181 199V201H180V199ZM184 198V199H183ZM255 198V199H256ZM119 199V200H118ZM121 199V200H120ZM127 199V200H126ZM160 199V200H159ZM166 199H167V201H166ZM199 199H201L200 201H199ZM210 199V200H209ZM251 199V198H250ZM129 200V201H128ZM134 200H136V201H134ZM140 200V201H139ZM151 200V201H150ZM171 200V202H169ZM174 200H175V202H174ZM182 200H183V202H182ZM191 200V201H190ZM203 200V201H202ZM114 203H113V202ZM118 201V202H117ZM122 201V202H121ZM126 201V202H125ZM163 201V202H162ZM165 201V202H164ZM188 201V202H187ZM190 201V202H189ZM208 201V202H207ZM219 201V202H218ZM260 201V202H259ZM120 202H121V205L122 206H118L119 204H120ZM140 202H141V204H140ZM154 202V203H153ZM185 202V203H184ZM195 202V203H194ZM205 202H207V203H205ZM210 202V203H209ZM259 204H258V203ZM84 203V204H85ZM110 203V204H109ZM113 203V204H112ZM116 203L118 204L117 206L119 207H117L116 206ZM146 203H147V205H146ZM149 203V204H148ZM160 203V204H159ZM178 205H177V204ZM204 203V204H203ZM126 204H127V206H126ZM169 204V205H168ZM184 206H183V205ZM205 204H207V205H205ZM114 205H115V207H114ZM129 205V206H128ZM140 205V206H139ZM153 205V206H152ZM155 205H156V207H155ZM157 205H159V206H157ZM176 207H175V206ZM180 205V206H179ZM193 205V206H192ZM195 205V206H194ZM114 208H113V207ZM124 206V207H123ZM130 206H132L131 207V209H133L132 211L134 212H132L131 213V209L129 208ZM164 206V207H163ZM185 206H187V207H185ZM86 207H88V208H86ZM97 207V208H96ZM112 207V208H111ZM128 207V210H129V213H130V215H128L129 213H127L126 214V211L128 212V210L126 209ZM135 207V208H134ZM139 207V208H138ZM162 207V208H161ZM168 208V210H167V208ZM179 207V208H178ZM93 208V209H92ZM99 208V209H98ZM120 208H124V209H120ZM144 208V209H143ZM182 209V211H181V209ZM188 210H187V209ZM191 210H190V209ZM195 208V209H194ZM91 209V210H90ZM112 209V210H111ZM116 209V210H115ZM120 209V210H119ZM136 209V210H135ZM150 209H152V210H150ZM162 209V210H161ZM172 209H173V211H172ZM210 209V210H209ZM99 212H98V211ZM108 210H111V211H108ZM154 210V211H153ZM161 210V211H160ZM177 210H178V212H177ZM180 210V211H179ZM186 212H185V211ZM189 210H190V212H189ZM193 210V211H192ZM208 210V211H207ZM120 211H121V213H120ZM125 211V212H124ZM166 213H165V212ZM82 212V211H81ZM97 212V213H96ZM103 212V213H102ZM109 212V213H108ZM144 212V213H143ZM149 212H150V214H149ZM162 212V213H161ZM171 212V213H170ZM181 212V213H180ZM197 212V213H196ZM92 213V214H91ZM105 213V214H104ZM107 213V214H106ZM112 213V214H111ZM152 213H153V216H152ZM164 213V214H163ZM180 213V214H179ZM189 213V214H188ZM192 213V214H191ZM195 213V214H194ZM208 213V214H207ZM95 216H94V215ZM100 215V216H98V215ZM127 216H125V215ZM133 214V215H132ZM135 214V215H134ZM149 214V215H148ZM161 214V215H160ZM166 214H168L167 216H166ZM176 214V215H175ZM91 215H93V216H91ZM101 215H102V217H101ZM105 215H107V217L105 216ZM110 216V218L109 219H107L109 216ZM138 215V216H137ZM179 215V216H178ZM180 215H181V217H180ZM191 215V216H190ZM103 216H104V218H103ZM116 216V217H115ZM124 216H125V218H124ZM129 216V217H128ZM142 218H140V217ZM170 216V218H168ZM188 216V217H187ZM15 216H13L12 218H14ZM91 217H93V218H91ZM111 217H113V219L111 218ZM115 217V218H114ZM118 217V218H117ZM151 217V218H150ZM165 217V219H163V218ZM175 217H176V219H175ZM191 217V218H190ZM208 217V218H207ZM100 218H102V219H104L103 221H102V219L100 220ZM121 219V221H118V220H120ZM128 218V219H127ZM130 218V219H129ZM132 218V219H131ZM148 218H150V219H148ZM172 218V219H171ZM181 218H184V219H181ZM187 218V219H186ZM189 218V219H188ZM15 219V218H14ZM14 219H13V223L15 222L14 221ZM116 219V221H114ZM153 219V220H152ZM167 219V220H166ZM88 220V219H87ZM98 220V221H97ZM102 221V222H100V221ZM138 220V221H137ZM144 220V221H143ZM146 220H148V221H146ZM150 220V221H149ZM180 220H182V222L180 223ZM185 220V221H184ZM109 223H108V222ZM134 221V222H133ZM139 221H141V222H139ZM170 221H172V222H170ZM178 221V223H175V222H177ZM5 222H7L6 220H5ZM90 222V221H89ZM90 222V223H91ZM113 222V223H112ZM144 222V223H143ZM147 222H148V225H147ZM151 222V223H150ZM162 222H164V223H166V224H164V223H162ZM174 222V223H173ZM8 223V222H7ZM115 223V224H114ZM133 223V224H132ZM135 223V224H134ZM139 223V224H138ZM162 223V224H161ZM183 223V224H182ZM12 224V223H11ZM107 224V225H106ZM138 224V225H137ZM143 224V225H142ZM145 224V225H144ZM155 224H158L157 226L155 225ZM168 224V225H167ZM182 224V225H181ZM5 225V224H4ZM3 225V226H4ZM14 226H15V223L13 224ZM13 225H12V227H13ZM115 225V226H114ZM135 225V226H134ZM164 227H163V226ZM176 225H177V227H176ZM115 228H113V227ZM140 228H139V227ZM5 227H10V226H8V224H6L5 225ZM90 227H92L91 226V224H90ZM108 227V228H107ZM134 227V228H133ZM144 227V228H143ZM146 227V228H145ZM161 227V228H160ZM172 227H174V228H172ZM175 227H176V229H175ZM0 228H2V227H0ZM4 228V227H3ZM2 228V229H3ZM7 228H4V230L6 231V229ZM14 228V227H13ZM13 228H11V229H13ZM112 228V229H111ZM139 228V229H138ZM178 228V229H177ZM9 229V228H8ZM11 229H9V230H11ZM18 228L16 227V230H17ZM107 229H109V230H107ZM144 229V232L142 233V234H140L139 233V231L141 230V232H142V230ZM146 229V230H145ZM9 230H7L6 232L7 233H5L4 231H2V233L0 232V251H2V252H0V253H4L3 255L5 256V254H6V256L4 257L2 254L0 255V264H15L16 262V264H28L29 262H26V261H22V258H21V253H20V249H19V247L17 246V241L16 240H14L15 238H12L13 236H12V233H10L9 235H11V236H7L8 235V233L9 232H12L13 230H11V231H9ZM16 230H14L15 232H16ZM112 230V231H111ZM114 230V231H113ZM173 230V231H172ZM102 231H104V232H102ZM175 231V232H174ZM176 231H177V233H176ZM182 231V232H181ZM4 232V233H3ZM15 232H13V234L15 233ZM112 233V234H110L109 235V233ZM171 232L172 233H174L175 234V236H174V234L172 235L171 234ZM104 233H106V234H104ZM107 233H108V236H107ZM180 233V234H179ZM1 234H3L2 236H1ZM7 234V235H6ZM43 234H49V233H43ZM102 234V235H101ZM138 234V235H137ZM98 235V236H97ZM112 235V236H111ZM140 235V236H139ZM102 236V237H101ZM106 236V237H105ZM110 236V237H109ZM180 236V237H179ZM104 237H105V239H104ZM107 237H108V239H107ZM175 237V238H174ZM9 238V239H8ZM105 240H103V239ZM110 238H112V239H110ZM130 238H131V242H129V240H130ZM133 238V239H132ZM174 238V239H173ZM177 238V239H176ZM4 239V240H3ZM13 239V240H12ZM127 239H129L128 241H127ZM135 239V240H134ZM6 240V241H5ZM8 240V241H7ZM258 240V241H257ZM14 241V242H13ZM16 241V242H15ZM88 241V240H87ZM86 241V242H87ZM90 241V240H89ZM94 241V242H93ZM96 241V242H95ZM127 241V242H126ZM138 241V242H137ZM179 241H181V242H179ZM228 241L229 243H230V245L231 246H229V243L226 242ZM251 241V242H250ZM1 242H3V243H1ZM6 242V243H5ZM140 242V243H139ZM217 242H219V243H217ZM225 242V245L223 244ZM245 242V243H244ZM246 242H247V244H246ZM259 242V243H258ZM9 243V244H8ZM88 243V242H87ZM127 243H129V244H127ZM135 243V245L136 246H134L133 244ZM176 243H177V245H176ZM249 243L251 244V245H249ZM253 243V244H252ZM261 243V244H262ZM2 244V245H1ZM15 244V245H14ZM175 244V245H174ZM182 244V245H181ZM224 245V246H222V245ZM228 244V245H227ZM85 245H86V243H85ZM133 245V246H132ZM138 245V246H137ZM179 245V246H178ZM2 246V247H1ZM5 246V247H4ZM87 246V245H86ZM124 246V247H123ZM127 246V247H126ZM132 246V247H131ZM141 246V247H140ZM150 246V247H149ZM174 246V247H173ZM215 246H217V248L215 249ZM227 246V247H226ZM244 246H245V248H247L248 246H249V248H247V249H249V250H251L250 252H249V250H245V248H244ZM250 246H251V248H250ZM18 247V248H17ZM126 247V248H125ZM129 247H130V250H129ZM153 247V248H152ZM171 247V248H170ZM226 249H224V248ZM239 247H242V248H239ZM256 247H259V246H256ZM3 248H6V249H4L3 250ZM14 248H16V249H14ZM87 248V247H86ZM122 248L124 249L123 251L124 252H122ZM134 248V249H133ZM141 248V249H140ZM144 248H146V249H144ZM164 248H167V249H164ZM174 248H176V249H174ZM182 250H181V249ZM218 248H219V250H218ZM235 248H237V249H239V250H241V251H239V250H234ZM254 248H255V246H254ZM10 249V250H9ZM84 249H85V246H84ZM177 249H179V250H177ZM215 249V250H214ZM226 251H224V250ZM6 250V251H5ZM19 250V251H18ZM62 250V251H61ZM69 250V251H68ZM83 250V249H82ZM126 250V251H125ZM131 250H132V252H131ZM165 250V251H164ZM168 250H170V251H168ZM176 250V251H175ZM256 250V249H255ZM254 250V251H255ZM9 253H8V252ZM15 251V252H14ZM59 251V252H58ZM127 251H129V252H127ZM141 251L143 252V253H141ZM152 251V252H151ZM154 251V252H153ZM167 251L169 252V254L172 256V255H176V257H174V258H172V259H170V255L167 253ZM175 251V252H174ZM178 251V252H177ZM221 251V252H220ZM231 251V252H230ZM237 251V253H235ZM248 251V252H247ZM7 252V253H6ZM62 254H61V253ZM65 252V253H64ZM71 252V253H70ZM72 252H73V254H72ZM126 252V253H125ZM130 252H131V254H130ZM134 252V253H133ZM165 252H166V254L167 255H169V258H168V256L165 254ZM173 252V253H172ZM230 252V253H229ZM242 252V253H241ZM246 252V255H244V253ZM17 253V254H16ZM19 253V254H18ZM69 253V254H68ZM85 253V254H84ZM140 253V254H139ZM157 253V254H156ZM181 253H183V255H181ZM184 253H186V254H184ZM220 253H222V254H220ZM234 253V254H233ZM240 253V254H239ZM252 253H251V255H252ZM58 254V255H57ZM60 254V255H59ZM64 254V255H63ZM72 254V255H71ZM129 254V255H128ZM136 254V255H135ZM138 254V255H137ZM146 254V255H145ZM227 254H232V256L230 255V256H228ZM237 254H239V257H237L238 255ZM241 254H243V256L241 255ZM8 255L10 256V258L8 259L7 257H8ZM13 255H15V256H13ZM75 255V256H74ZM85 255V256H84ZM89 255V256H88ZM133 255V256H132ZM137 256L136 258H135V256ZM143 258H141L140 256ZM150 255V256H149ZM179 255H180V257H179ZM226 257H225V256ZM250 255V256H251ZM263 255V254H262ZM2 256V257H1ZM11 256H13V257H15V258H13V257H11ZM130 258H129V257ZM228 256V257H227ZM255 256H256V258H258L257 257V255L256 254H254L253 256H251L252 257V260L253 259H255ZM17 257V258H16ZM64 257H66V258H64ZM132 257V258H131ZM135 259H134V258ZM139 257V258H138ZM149 257V258H148ZM151 257V258H150ZM166 257V258H165ZM177 257H179V258H177ZM231 259H230V258ZM233 257H236V259L238 258V260H236V259H234L233 260ZM263 257V256H262ZM20 258V259H19ZM176 258V259H175ZM229 258V259H228ZM18 259V260H17ZM50 259V260H51ZM164 259V260H163ZM174 259V260H173ZM259 259H262V258H259ZM6 261V262H3V261ZM16 260V261H15ZM49 259H45V261H41V262H39V264H50L51 262H49L48 261ZM71 260V261H70ZM83 260V261H82ZM135 260L137 261V262H135ZM140 260V261H139ZM152 260V261H151ZM154 260V261H153ZM169 260H172L173 262H171V261H169ZM228 260V261H227ZM229 260H230V262H229ZM236 260V261H235ZM262 260H264V258L262 259ZM262 260H260V261H258V262H256L257 260H254V262L255 263H253V264H258L259 262H261ZM47 261H48V263H47ZM133 261V262H132ZM145 261V262H144ZM146 261H148V262H146ZM179 261V262H178ZM183 261H185V262H183ZM76 262V263H75ZM176 262V263H175ZM229 262V263H228ZM30 264V263H29ZM259 264H263V261L261 262V263H259Z\"/></svg>",
  "mask_w": 264,
  "mask_h": 264
},
{
  "label": "bare ground",
  "instance_id": "bare-ground-1",
  "mask_svg": "<svg viewBox=\"0 0 264 264\" xmlns=\"http://www.w3.org/2000/svg\"><path fill=\"white\" fill-rule=\"evenodd\" d=\"M90 0H29V2H28V0L27 1H25V0H0V161L3 159V161H6V160H8V161H6V162H1L0 163V170H2L4 167H6L7 168V165H10V167H9V170H7L6 168H4L3 170H5V171H0V177H2V176H5L6 174L4 173V172H6V170H7V172L9 171L10 172V177H11V179H13V180H10L11 181V183H7L6 185H2V184H0V227H4V228H7V227H5V225L6 224H8V226H10V227H8L9 229H11V228H13L14 230H16V227L18 228L17 230H16V232L13 230V229H11V230H13L12 232H9L8 233V235L7 236H11V235H9L10 233H12V238H15L14 240H16L17 241V246L19 247V249H20V253H21V258H22V261L24 260V261H26V262H29L30 264H39V262H41V261H45V259H51V254H50V251H51V253H52V250L53 249H55V248H57V247H60L59 249H61V248H63V249H73V252L74 253H76L77 252V254H78V252H79V255L78 256H82L83 255V253H82V255H81V253H80V251L81 252H85V251H87L88 252V250H86V249H88V247H89V249H91L90 248V245H88L89 244V242L91 243L92 241H91V239H93L94 238V236L96 235V234H100L99 232L97 233V230L98 231H101L103 228L101 227V226H104V225H101L100 223H97V224H95L94 222H93V224L94 225H92V220H89V218H85V216H84V213L86 212V211H89L88 209L85 211L84 210V206H88V205H86V203L87 202H90L91 201V204L90 203H87V204H90V206H98V207H100V205H102V206H104L105 207V204H107L108 203V201H109V197H111V195H112V190L111 189H113L114 187H113V185H112V187L113 188H109V189H106V188H104V190H102V191H100V190H96L95 189V187H96V185H98V183H100L99 182V180H100V178L101 177H97L98 178V181H96L97 179L95 178V179H93L92 177V180L94 181L93 183H92V180H91V183H92V186L94 187L93 188V190H96L97 192H93V194H92V192L90 191V190H92L91 188H92V186H89V187H91L90 189H88V190H86V182H88V179L90 178H88V176L86 175V174H88V173H90L91 171H93V173L95 172L94 170V167H91V168H89V167H86V163H87V161L88 160H86L89 156L88 155H90V157H94V156H97V155H99L98 153H100V149H99V151L96 149V148H99L100 147V145L99 144H97L96 143V141H98V134H99V136H100V134H101V132H98V131H104V133H106L105 132V130H107L108 132H110L109 130H112L111 131V133L112 132H114V133H117V131L118 132H120V134L121 135H117L118 136V138H119V136L121 137V140L120 141H122L123 142V144H124V147H125V149H127V151H128V157L131 155V159H133V157H135L136 156V153H137V146L139 145L140 146V142H142V140H140V142H139V139L137 138L138 136H139V138H140V135H138L137 136V134H136V130H135V128L137 127V126H139L140 127V123L139 122H141L142 124H143V122H142V119H143V121H145L146 122V118L147 119H150V118H148L147 116H148V111H146V113H145V111L143 110V107L142 106H144V108H145V110H147L148 108H149V106L150 105H153V103H155L154 101H158L157 102V104L158 105H161V106H164V100L166 101V99H164L163 101H162V99H163V94H165L167 91H166V89H167V87H169L168 85H167V83H166V85H167V87H165V88H163L164 87V84H165V82H164V78L162 79L163 81H161L162 82V84H161V82H156L157 81V77L159 78V76H161L162 74L164 75V72H169L170 74H173L174 72H179L180 70V68L177 70V67H176V69H175V71L174 70H171V69H169V68H164V67H167V65H168V63L166 64V62H167V60H166V62H165V64H166V66L163 64V62L165 61V59H169V57L171 58V56H173L171 59L173 60V58H174V56H176V55H174V54H177L178 53V51L179 50H181V48L184 46H182L180 43H182V41H183V43H184V40H182V39H184L183 37H182V39L180 38H178L177 36V38H173V36H172V38L171 37H169V39H166L167 37H165V40H167L166 42H163L164 40H162V42L160 43V44H157V43H159V40H157L156 42L157 43H155L156 44V47H150L149 48V45H148V43H149V41L147 40V41H145L146 42V44H145V42H143L144 43V52L143 51H138V53H139V55L140 54H142L143 53V56H144V54H145V58L144 59H142L143 57H141V58H139L138 57V55L137 54H135V55H137V56H135L134 55V53H130V55L132 54L133 55V57L132 56H128V57H125L124 55H127V52L128 51H124V50H115V51H117V53L115 52V54L112 56L114 59H112V57H111V59L114 61V63H113V61H111L110 60V58L108 57V58H106L107 57V55L105 54H103V53H105V52H107V51H104V50H102L101 48H104L105 46H102L104 43H102V45H101V51L100 50H98V52L97 51H95L94 50V52L95 53H92L91 51H92V49L90 50V53H88V54H85V51H86V49H85V51L83 50V54H81L82 53V51L79 53V51H78V49H80V47H81V49L83 48L84 49V47H82V45L80 46V47H78V49H77V47L75 46L76 44H74V42L75 41H77L76 40V37H77V39H78V41L81 39V38H83V36H88V37H90V36H94L95 34H96V32H98L99 30H100V27L99 26H97V25H99L100 23V25H105L104 23H105V21L108 19V17H109V19H108V21L110 20V18L113 16V18L112 19H114L115 21H116V23H114L113 24V22L112 23H110L109 22V24L107 23V25H110V24H112V25H110L111 27H109V28H111V30L110 31H112V32H115L114 34H115V37L116 38H118L119 36H120V39L121 38H123V37H121V35H119L118 37H117V35L118 34H122V36H124V37H127V35H129V36H131L132 35V33H133V31L132 30H134V31H136V32H138V30H136V29H138V27H134L135 25H133L134 24V21H133V23H132V21H131V18L129 17V15L127 14V13H129V12H127L126 13V10H129L128 8V6H131L132 8H130V9H134V8H136V9H134L135 11L138 9V10H140V8H142L141 7V5H139V4H141V2L143 1V0H141V2L139 3V1L137 2V0H104V2H105V5L107 4V5H112V7L114 8H107L108 9V11H109V14H108V11L106 10V13H104L105 11H104V8L102 7V6H105L104 5V3H103V5L101 6V5H99L98 3V1H101L100 2V4L102 3V0H95V2L99 5H97L96 4V8H97V6H98V8L99 9H101V8H103V10H100V11H103V12H101L100 14H99V12H98V14L96 13L95 15H94V13L95 12H97V9H96V11L94 12V11H92V15H91V12H89V13H86L85 11H86V9H84L85 7L87 8V10L89 9V10H91L90 8H93V7H90V6H93V5H91V3L89 2ZM91 1H94V0H91ZM161 1V0H160ZM162 1H164L165 2V0H162ZM168 1V0H167ZM171 1V0H170ZM180 1V0H179ZM259 1V0H258ZM89 2V3H88ZM157 2H159V1H157ZM175 2V1H174ZM218 1H216V3H217ZM230 1H228V3H229ZM245 2V1H244ZM252 2H254V1H252ZM255 2H257V1H255ZM263 2H264V0H263ZM30 3H33V4H35L36 3V5H41L38 9L35 7V9H33V7H32V5L30 4ZM136 3H139V4H136ZM143 3V2H142ZM156 3V2H155ZM167 2H165V4H166ZM173 3V2H172ZM172 3H170V4H172ZM213 3V2H212ZM226 3V2H225ZM233 3H237V2H233ZM257 3H259V2H257ZM87 4H90V6H86ZM163 4V3H162ZM165 4L164 5H162V6H165ZM168 4V3H167ZM218 4V3H217ZM230 4V3H229ZM240 3H238V4H236V5H238L239 7H241L240 5H239ZM251 4V3H250ZM253 4V3H252ZM251 4V5H252ZM261 4V3H260ZM136 7H135V6ZM137 5H139L138 7H137ZM147 5V4H146ZM145 5V6H146ZM151 5V4H150ZM160 5H161V3H160ZM224 5V4H223ZM254 5H256L255 3H254ZM259 5V4H258ZM144 6V7H145ZM152 6V5H151ZM154 6V5H153ZM245 6V5H244ZM243 6V7H244ZM253 6V5H252ZM31 7H32V9H31ZM55 8L56 7V9L53 11V9L52 8ZM101 7V8H100ZM111 7V6H110ZM134 7V8H133ZM157 7L159 8V6L157 5ZM172 7V6H171ZM250 7V6H249ZM256 7V6H255ZM263 7V6H262ZM261 7V8H262ZM49 8H51V11H53V13L52 12H50L49 10ZM85 10L84 11V13H82L83 11V9ZM106 8V7H105ZM149 8V7H148ZM162 8V7H161ZM173 8V7H172ZM171 8V9H172ZM179 8V7H178ZM235 8V7H234ZM247 8V7H246ZM39 11L38 13H37V10ZM164 8H162V10H163ZM166 9H167V7H166ZM168 9H169V7H168ZM241 9V8H240ZM260 9V8H259ZM258 9V11L260 12V10ZM264 9V8H263ZM32 10V12L30 13V11ZM36 10V13H34V11ZM95 10V9H94ZM113 10V11H112ZM142 10V9H141ZM159 10H161V9H159ZM170 10V9H169ZM238 10H239V8H238ZM254 10V9H253ZM257 10V9H256ZM256 10H255V12H256ZM45 11V12H44ZM110 11H112L111 13H110ZM150 11V10H149ZM152 11V10H151ZM164 11V10H163ZM162 11V12H163ZM166 11V10H165ZM168 11V10H167ZM171 11V10H170ZM172 11H174V10H172ZM245 11V10H244ZM247 11H250L249 9L247 10ZM252 11V10H251ZM46 12H48V13H46ZM88 12V11H87ZM94 12V13H93ZM134 12V11H133ZM143 10L142 11H140V13H138V12H135V15L137 16V13L138 14H141L140 16L141 17H139V18H136V19H138V20H136L137 22H139L140 24H144V23H141V21L142 22H144L145 21V19H144V17L146 18L148 15H146L145 14V12H143ZM243 12V11H242ZM264 12V11H263ZM46 13V14H45ZM52 14H56V16H59V14L61 15L60 17H61V19L59 18V17H57L59 20H60V22H61V24L62 25H65V24H67L68 22L70 23V25H72V26H74L77 30H72V28H70L69 27V29L67 30V28H65L64 30L65 31H62L63 29L61 28V31H62V34L64 35V32L66 33V34H70L69 36H71V35H73V37L74 36H76L75 34H77V36L73 39V37L71 38H69V36H67L68 37V39L66 38V39H64V37L63 36H61V37H63L62 39H64V40H62L61 41V38H59L60 37V35H62L60 32H53L52 30H53V28H54V25H55V23L54 24H52V22H49V25L50 24H52L53 25V27L51 26L50 28L52 29V30H49V28H46V26H47V24H48V20H49V18H48V16L49 17H51V15ZM155 13H156V10H155ZM169 13V12H168ZM177 13V12H176ZM176 13H174V14H176ZM241 13V12H240ZM238 14V15H240V16H242L241 14ZM256 13H258V12H256ZM262 13V12H261ZM81 14H83V15H81ZM104 14V15H103ZM127 14V15H126ZM129 14H133L132 12H130ZM143 14H145L144 16H143ZM160 14V13H159ZM166 14V12L165 13H163L162 15L164 16ZM170 14V13H169ZM168 14V15H169ZM181 14H183V13H181ZM244 14H246L245 12H244ZM248 14H250V13H248ZM247 14V15H248ZM79 15H81V16H79ZM130 15V16H131ZM134 15V14H133ZM133 15H132V19H134V17H133ZM155 15V14H154ZM167 15V14H166ZM167 15V16H168ZM172 15V14H171ZM177 15V14H176ZM254 15V14H253ZM256 16H257V14H255ZM264 14H262L261 16H263ZM54 16V15H53ZM63 16V17H62ZM111 16V17H110ZM130 18V21H128V17ZM135 16V17H136ZM173 16V15H172ZM184 16V15H183ZM258 16H260V13H259V15ZM260 16V17H261ZM25 17H27V18H25ZM125 17L126 18H128V19H125ZM174 17H175V19H179V18H177L178 16H175L174 15ZM179 17H181L180 15H179ZM248 17V16H247ZM249 17H251V16H249ZM254 17V16H253ZM23 18H25L24 20H23ZM121 18H123V19H121ZM149 18V17H148ZM155 18V17H154ZM164 18V17H163ZM162 18V19H163ZM171 18V17H170ZM183 18H185L184 20H187L188 21V19H186V17H183ZM183 18H181V19H183ZM243 18H244V16H243ZM259 18V17H258ZM27 19V20H26ZM54 19V18H53ZM52 19V20H53ZM67 19H68V21H67ZM140 19V20H139ZM166 19V18H165ZM175 19H173V20H175ZM181 19H179V20H181ZM256 19V18H255ZM113 20V21H114ZM123 20H127V22L125 21H123ZM159 20V19H158ZM160 20H161V18H160ZM169 20V19H168ZM167 20V21H168ZM172 20V21H173ZM263 20H264V18H263ZM47 21V24L45 25V28H42V24H44V22H46ZM51 21V20H50ZM114 21V22H115ZM135 21V22H136ZM148 21V20H147ZM166 21V22H167ZM170 21V20H169ZM182 21V20H181ZM187 21H184L183 23L184 24H188V22ZM193 20H191V24L193 23L194 24V21L192 22ZM214 22H215V20H213ZM249 21H250V19H249ZM251 21H253L252 19H251ZM255 21H257V20H255ZM262 21V20H261ZM54 22V21H53ZM58 22V21H57ZM107 22V21H106ZM129 22V23H128ZM136 22V23H137ZM162 22V24H163V22L164 23H166L165 22V20L163 21H161ZM176 22V21H175ZM174 22V23H175ZM177 22H180V21H177ZM176 22V23H177ZM208 22V21H207ZM207 22H206V24H207ZM212 22V21H211ZM214 22L212 23V24H214ZM150 23V22H149ZM169 22H167V24H168ZM170 23H172V24H174L173 22H170ZM190 23H189V25H190ZM218 23V22H217ZM251 23V22H250ZM254 23H256V22H254ZM253 23V24H254ZM259 23V22H258ZM262 23H264V21L262 22ZM138 24V23H137ZM139 24V25H140ZM155 24V23H154ZM204 25H202V27H204L206 24L205 23H203ZM57 25V24H56ZM58 25H59V22H58ZM132 25V26H131ZM156 25V24H155ZM161 25V24H160ZM194 25H196V24H194ZM194 25H191V26H194ZM218 25H220L219 23H218ZM255 25H257V24H255ZM259 25V24H258ZM60 26V25H59ZM58 26V27H59ZM71 26V27H72ZM143 26V25H142ZM149 26V25H148ZM169 26V25H168ZM172 26V25H171ZM177 26V25H176ZM181 26V25H180ZM188 26V25H187ZM198 26H200L199 25V23H198ZM206 26H208V25H206ZM215 25H213L212 27H214ZM216 26H217V24H216ZM262 26H263V24H262ZM261 26V27H262ZM56 27V26H55ZM68 27V26H67ZM74 27H73V29H74ZM106 27H108V26H106ZM105 26L103 27L104 28V30H105V32H106V28ZM132 27H134V28H132ZM144 27V26H143ZM142 27V28H143ZM157 27V26H156ZM166 27V26H165ZM172 27H174V25L172 26ZM202 27H200L199 29H201ZM211 27V28H212ZM219 27V26H218ZM260 27V26H259ZM64 28V27H63ZM103 28H101V30H103ZM142 28H141V30H142ZM153 28V27H152ZM151 28V29H152ZM162 28H164V27H162ZM168 28V27H167ZM171 28V27H170ZM191 28V27H190ZM193 28V27H192ZM205 28V27H204ZM203 28V29H204ZM263 28V27H262ZM44 29H46V30H44ZM47 29L49 30L48 32H45V31H47ZM57 29V28H56ZM140 29V28H139ZM157 29V28H156ZM166 29V28H165ZM172 29H175V28H172ZM196 29V28H195ZM210 29V28H209ZM259 29V28H258ZM104 30L101 32V31H99L98 33H99V35H104ZM107 30H109V29H107ZM148 30V29H147ZM202 30V29H201ZM216 30V29H215ZM55 31V30H54ZM57 31V30H56ZM87 32V33H85L84 35H83V33L84 32ZM110 31H109V33H110ZM128 31H129V33H128ZM131 31V32H130ZM152 31V30H151ZM155 31V30H154ZM161 31V30H160ZM193 31V30H192ZM195 31V30H194ZM200 31V30H199ZM203 31V30H202ZM211 31V30H210ZM217 31V30H216ZM262 31V30H261ZM264 31V30H263ZM81 32H83V33H81ZM135 32V33H136ZM139 32H140V30H139ZM150 31H148V33H149ZM162 32V31H161ZM176 31H174V33H175ZM182 32V31H181ZM191 32V31H190ZM207 32V31H206ZM213 33L212 34H214L215 32L214 31H212ZM57 33V34H56ZM97 33V34H98ZM103 33V34H102ZM108 33V32H107ZM135 33H134V35H135ZM151 33V32H150ZM165 33V32H164ZM183 33V32H182ZM193 33V32H192ZM196 33V32H195ZM66 34H65V36H66ZM111 35H112V33H110ZM113 34V35H114ZM125 34H126V36H125ZM139 33H137V35H138ZM166 34V33H165ZM188 34V33H187ZM202 34V33H201ZM216 34V33H215ZM111 35H109V36H111ZM149 35V34H148ZM162 35V34H161ZM192 35V34H191ZM196 35H198L199 36V34L197 33ZM205 35H208V34H206L205 33ZM211 35V34H210ZM225 34H223V36H224ZM262 35H264V33L262 34ZM85 36V37H86ZM96 36V35H95ZM101 36L99 37V39H101ZM106 36V35H105ZM127 37V39H129L130 40V37ZM142 36H143V34H142ZM170 36V35H169ZM194 36V35H193ZM203 36H204V34H203ZM209 36V35H208ZM216 36V35H215ZM57 38V40H60V41H56V38ZM79 37V38H78ZM85 37H84V39H85ZM97 37V36H96ZM103 37V36H102ZM108 37V36H107ZM136 37V36H135ZM143 37H145V36H143ZM152 37H154V36H152ZM163 37H164V35H163ZM181 37V36H180ZM184 37H186V35H184ZM192 37V36H191ZM197 37V36H196ZM205 37V36H204ZM209 37H211V36H209ZM208 37V38H209ZM28 38V39H27ZM30 38L31 39H35V38H37V39H35L36 40V43L34 44V43H32L31 44V49H27V47L25 46V42H27V44H29L28 43V40H29V42H30ZM54 38H55V40H54ZM59 38V39H58ZM87 38V37H86ZM94 38V37H93ZM112 38V37H111ZM110 38V39H111ZM116 38H114V39H116ZM132 38V37H131ZM137 38V37H136ZM148 38V36H146V39ZM151 38V37H150ZM156 38V37H155ZM199 38V37H198ZM197 38V39H198ZM207 38V39H208ZM212 38V37H211ZM33 39V40H34ZM88 39H90V38H88ZM91 39H92V37H91ZM90 39V40H91ZM98 39V38H97ZM96 39V40H97ZM120 39H118L119 41H120ZM123 39H126V38H123ZM138 39V38H137ZM143 39V38H142ZM152 39V38H151ZM164 39V38H163ZM186 39H188V38H186ZM202 39V38H201ZM222 39H223V37H222ZM65 40L67 41V43L65 42ZM95 40V39H94ZM103 40H104V37H103ZM107 40V39H106ZM117 40V41H118ZM180 40H181V42H180ZM194 40V39H193ZM215 40V39H214ZM71 41H74L73 42V44H70L69 42H71ZM82 41V40H81ZM100 41V40H99ZM113 41V40H112ZM122 41V40H121ZM124 41V40H123ZM127 41V40H126ZM209 41V40H208ZM211 41H213V40H211ZM210 41V42H211ZM33 42V41H32ZM61 42H62V44H64V45H62L61 44ZM83 42V41H82ZM81 42V43H82ZM97 42V41H96ZM102 42H106V41H102ZM108 42V41H107ZM107 42H106V44H107ZM110 42V41H109ZM128 42V41H127ZM132 42V41H131ZM148 42V43H147ZM153 42V41H152ZM191 42V41H190ZM23 43V44H22ZM80 43V42H79ZM89 43V42H88ZM94 43V42H93ZM101 43V42H100ZM118 43V42H117ZM116 43V44H117ZM125 43V42H124ZM129 43V42H128ZM134 43H135V40H134ZM136 43H137V41H136ZM213 43V42H212ZM211 43V44H212ZM91 44V43H90ZM97 44H98V42H97ZM115 44V43H114ZM122 44V43H121ZM125 44H127V43H125ZM124 44V45H125ZM139 45H140V43H138ZM162 44V45H161ZM59 45H61L60 47H59ZM105 45V44H104ZM113 45V44H112ZM123 45V46H124ZM128 45V44H127ZM134 45V44H133ZM138 45V47H140ZM143 45V44H142ZM150 45H151V43H150ZM207 45V44H206ZM225 45V44H224ZM223 45V46H224ZM57 46V47H56ZM76 47V49H75V47ZM79 46V45H78ZM94 46H95V44H94ZM106 46H110V45H106ZM116 46V45H115ZM122 46V45H121ZM130 46H132V45H130ZM152 46H155L154 44L152 45ZM157 46H159V48L157 47ZM161 46V47H160ZM182 46V47H181ZM220 46H222V45H218V48L220 47ZM223 46H222V48H223ZM227 46H229V45H227ZM245 46V45H244ZM54 47L56 48V51L58 50V55L56 56V52H55V49H54ZM60 48V51H59V49H57V48ZM91 47H93V45L91 46ZM97 47V46H96ZM100 46H98V48H99ZM125 47H127V46H125ZM137 47V48H138ZM203 47V46H202ZM209 47V46H208ZM208 47H207V49H208ZM243 47V46H242ZM87 48V47H86ZM97 48V49H98ZM120 48V47H119ZM122 48V47H121ZM131 48V47H130ZM142 48V47H141ZM142 48V49H143ZM151 48H153L154 49V52H150V49ZM193 48V47H192ZM196 48H198L197 46H196ZM210 49H211V47H209ZM216 49H217V47H215ZM224 48H226V47H224ZM49 49H50V52H51V50L53 51L52 53H54L55 52V58L57 57H59V58H61V56H60V54L61 53H63V56H65L66 55V57L67 58H69L70 59V61L66 64L67 66H72V69L70 68V66H69V68L71 69V73H73L71 76L72 77H75L76 78V74L77 73H74V72H77L78 71V74H79V72H80V74L82 73V75H83V71L85 72V74H86V72L88 71V73L90 72V74L92 73V75H91V79H92V82H90V79H86V80H89V84H88V81H86L87 83H84L85 81V78H84V76L82 77V78H84V80L82 81L83 82V84L84 85H81L80 86V88H82V86H85V88H87L86 86H91V88L93 87V89H94V91L92 92V90L93 89H91L90 87L86 90V91H88V92H92V93H88V92H86L87 94V97H86V100H83V99H85V98H82L81 99V97H80V99H81V101H82V103L83 104H81L80 106H79V108H80V110H74V114H72L73 113V111H72V109L70 110V108H69V105H71V102L75 99V98H78V99H75L76 101H77V103L78 104H80L81 103V101L79 100V97H77V96H74L72 93H69V92H73V90L74 89H72L73 87H74V82L76 81H73L72 82V80L70 81V80H67V81H65V82H63L64 80H65V78L66 77H64V80H62V79H60L61 80V82H63L64 84L63 85H59V86H57L58 84H60L59 83V81H57V89H55L54 87H52L53 86V84L56 82V81H54V79H57V77L59 76V74H60V72L59 71H61V70H57V68H56V65H54L53 64V62H51V61H53V59L51 60V58H53L52 56H50L52 53H48V51H49ZM139 49V48H138ZM137 49V50H138ZM202 49H204V48H201V50ZM242 49V48H241ZM112 50V49H111ZM128 50H129V48H128ZM133 50V46H132V49H131V52H133L132 51ZM135 50V49H134ZM152 50V49H151ZM212 50V49H211ZM225 50V49H224ZM223 50V51H224ZM230 50V49H229ZM87 51H88V48H87ZM102 51H104V52H102ZM124 51V52H123ZM130 51V50H129ZM177 51V52H176ZM199 51V50H198ZM222 50H221V52H223ZM239 51H241V50H239ZM24 52H26V53H28L29 54V56L27 55V57L30 59V62L31 63H29L28 61H27V63L29 64H26V65H28V66H25V69L22 67V70H20L21 69V65H23L24 63V61L22 62V59H21V62L23 63V64H20V66L18 65V66H16L17 64H15L16 62V60L18 59L17 58V56L19 55H25L24 54ZM59 52H61V53H59ZM100 52L104 55V58L107 60H109V61H111V63H110V65H107V64H109L108 62L106 63V60L104 59V58H102L103 57V55L102 56H100L101 54H100ZM125 52H126V54H125ZM181 52H182V50H181ZM181 52H179V53H181ZM202 52V51H201ZM230 52V51H229ZM242 52V51H241ZM244 52V51H243ZM100 55H99V54ZM114 53V51L112 52V53H110V54H113ZM135 53H137L136 52V50H135ZM203 53V52H202ZM228 53V52H227ZM48 54H50V55H48ZM150 54H153V55H151L150 56ZM232 54V53H231ZM249 54V53H248ZM25 55V56H26ZM53 55V54H52ZM109 55V54H108ZM128 55H129V53H128ZM178 55V54H177ZM223 55H224V53H223ZM222 55V56H223ZM237 55V54H236ZM250 55V54H249ZM252 55V54H251ZM250 55V56H251ZM46 56H47V59H46ZM106 56V57H105ZM109 56H111V55H109ZM123 56H124V58H123ZM140 56H142V55H140ZM178 56H180L181 57V54L180 55H178ZM209 56V55H208ZM226 56H227V54H225V58H226ZM229 56V55H228ZM245 56H247V55H245ZM255 56V55H254ZM48 57H51V58H49L48 59ZM116 57V58H115ZM135 57V58H134ZM177 57V56H176ZM179 57V58H180ZM230 57L232 58V55H230ZM242 57H244V55L242 56ZM17 58V59H16ZM22 58V57H21ZM57 58H56V60H57ZM58 58V59H59ZM137 58V59H136ZM178 58V57H177ZM185 58V57H184ZM209 58V57H208ZM214 58H216V56L214 57ZM213 58V59H214ZM221 58H224V57H221ZM228 58V57H227ZM226 58V59H227ZM247 58V57H246ZM251 58V57H250ZM258 58H260V57H258ZM13 59V60H12ZM14 59H16V60H14ZM140 59H142V60H140ZM171 59H169V60H171ZM205 59V58H204ZM212 59V60H213ZM218 59H220V58H218ZM217 59V60H218ZM253 59V58H252ZM24 60H26V58L24 59ZM28 60V59H27ZM55 59H54V61H56ZM103 60H105V61H103ZM107 60V61H108ZM139 60V62H137ZM171 60V63L173 64V61ZM176 58H175V62H176ZM206 60H207V57H206ZM210 60V59H209ZM208 60V61H209ZM216 60V59H215ZM215 60H213V61H215ZM216 60V61H217ZM221 60V59H220ZM225 60V59H224ZM229 60V59H228ZM251 60V59H250ZM260 60V59H259ZM262 60V59H261ZM11 61H14L13 63L11 62ZM19 60H17V62H18ZM59 61V60H58ZM57 61V62H58ZM140 61H142L143 63H144V66L141 68L140 67V69H137L139 66H138V64H140ZM183 61V60H182ZM198 61V60H197ZM201 61V60H200ZM219 61V60H218ZM231 61H235V60H233V59H231ZM237 61V60H236ZM235 61V62H236ZM20 62V61H19ZM19 62H18V64H19ZM60 62V61H59ZM58 62V63H59ZM62 62V61H61ZM137 62V63H136ZM141 62V63H142ZM168 62H170V61H168ZM196 62V61H195ZM203 62V61H202ZM211 62V61H210ZM230 62V60L228 61V63ZM234 62V63H235ZM249 62H251V61H249ZM9 63L11 64L10 66H9ZM26 63V62H25ZM105 63H106V65H105ZM136 63V64H135ZM143 63H142V65H143ZM193 63V62H192ZM192 63H191V66H192ZM216 63V62H215ZM220 63L221 62H219V63H216L218 66H221L220 65ZM231 63V62H230ZM238 63H240V62H238ZM254 63V62H253ZM15 64V65H14ZM64 64V63H63ZM170 64V63H169ZM197 64H198V62H197ZM209 64V63H208ZM211 64V63H210ZM209 64V65H210ZM213 64V63H212ZM223 64H225V65H227L226 64V61H225V63H222V66H223ZM174 65L176 66L177 64H175L174 63ZM195 65V64H194ZM193 65V66H194ZM207 65V64H206ZM229 65V64H228ZM242 65V64H241ZM251 65L253 66V64H252V62H251ZM16 66V67H15ZM59 66V65H58ZM67 66H65V69H66V67ZM109 66V67H108ZM137 67L136 68V70L134 69V67ZM187 66V65H186ZM211 67L212 66H215V64L214 65H210ZM217 66V67H218ZM230 66V65H229ZM238 66H239V64H238ZM52 67V68H51ZM164 68V69H162V71H161V68ZM190 67V66H189ZM226 67V66H225ZM228 67V66H227ZM231 67V66H230ZM235 67H236V65H235ZM240 67V66H239ZM241 67H243V65L241 66ZM58 68H61V67H58ZM68 68V67H67ZM69 68H68V71L67 70H65V71H67L66 73H68L69 74ZM159 69V73H158V71H154V70H157V69ZM212 68H215V67H212ZM238 68V67H237ZM244 68V67H243ZM253 68V67H252ZM257 68V67H256ZM24 69V70H23ZM75 69V70H74ZM148 69H153L151 72H149L148 71ZM173 69H174V67H173ZM230 69V68H229ZM77 70V71H76ZM197 70H198V68H197ZM211 70V69H210ZM219 70V69H218ZM222 70H224V69H222ZM228 70V69H227ZM226 70V71H227ZM256 70V69H255ZM63 71H64V69H63ZM62 71V73L61 74H65V71L63 72ZM160 71L162 72V74H160ZM182 71V70H181ZM181 71H180V74H181ZM184 71V70H183ZM214 71V70H213ZM259 71V70H258ZM257 71V72H258ZM56 72H59V74L56 76V78L54 77L55 75L54 74H56ZM215 72V74L217 73V71H214ZM225 72V71H224ZM262 72V71H261ZM87 73V74H88ZM155 73L157 74L156 75V81H155V79H154V77H155ZM209 73H211L212 74V72L210 71ZM220 73V72H219ZM218 73V74H219ZM226 73V72H225ZM224 73V74H225ZM233 73V72H232ZM63 74V75H64ZM77 74V75H78ZM79 74V75H80ZM123 74H125V75H127L128 77L131 75L133 78V81H132V83H135V84H133V86L132 87H130V85H132V84H129V83H127L129 86H127L126 84H125V86L128 88V87H130V88H126L127 90L126 91H124L125 89L123 88V87H125L124 86V83H123V81H121L120 82V80H119V77H121L122 78V76L121 75H123ZM128 74H130V75H128ZM134 74V75H133ZM160 74V75H159ZM176 74V73H175ZM179 74V73H178ZM178 74H177V76H178ZM183 74V73H182ZM181 74V75H182ZM187 74H189V73H187ZM223 74V75H224ZM227 74V73H226ZM263 75H264V73H262ZM54 75V76H53ZM70 75V74H69ZM75 75V76H74ZM81 75V76H82ZM119 75V76H118ZM124 75V76H125ZM159 75V76H158ZM167 75V74H166ZM185 75V74H184ZM213 75V74H212ZM222 75V74H221ZM245 75V74H244ZM258 75V74H257ZM255 76V78L257 77V78H259L258 76ZM260 75V74H259ZM35 76V77H34ZM61 76V75H60ZM65 76V75H64ZM67 76V75H66ZM80 76V77H81ZM87 76V75H86ZM92 76H93V78H92ZM169 76V75H168ZM220 76V75H219ZM232 76V75H231ZM235 76H237V75H235ZM243 76V75H242ZM241 76V78H243ZM246 76V75H245ZM68 77V76H67ZM70 77V76H69ZM68 77V78H69ZM165 77V76H164ZM169 77H171V75L169 76ZM174 77H175V75H174ZM213 77H215V76H213ZM261 77V76H260ZM61 78H63L62 76H61ZM67 78V79H68ZM71 78V77H70ZM215 78H217V76L215 77ZM224 78V77H223ZM226 78V77H225ZM228 78V77H227ZM226 78V79H227ZM245 78V77H244ZM243 78V79H244ZM247 78V77H246ZM59 79H57V80H59ZM77 79V78H76ZM126 79V78H125ZM178 79V78H177ZM182 79V78H181ZM214 79V78H213ZM217 79H219V77L217 78ZM225 79V80H226ZM230 81H231V79L230 78H228ZM78 80V79H77ZM198 80V79H197ZM241 80V79H240ZM240 80H239V83H240ZM254 80V79H253ZM258 80H260V79H258ZM258 80L256 81V79H255V82H258ZM54 81V82H53ZM125 81V80H124ZM128 82L130 81V80H127ZM158 81H159V79H158ZM219 81V80H218ZM218 81H216L217 82V84H219L220 82H222V81H220V82H218ZM245 81V80H244ZM252 81V80H251ZM45 82H47L46 83V85H47V87H48V90H52V89H55L54 91L52 90L51 91V93H50V91H48L47 90V88H46V85H45ZM48 82H51V83H53L52 85H51V87H52V89H49V87L50 86H48ZM71 82H72V84H71ZM80 82V81H79ZM81 82V83H82ZM163 82H164V84H163ZM167 82V81H166ZM174 82V81H173ZM180 82V81H179ZM188 82V81H187ZM213 82H215V80L213 81ZM237 82V81H236ZM234 83V84H237V83ZM242 82H243V80H242ZM75 83H78V82H75ZM80 83V84H81ZM123 83V84H122ZM131 83V82H130ZM160 83V84H159ZM189 83V82H188ZM225 83V82H224ZM227 83V82H226ZM244 83V82H243ZM251 83V82H250ZM253 83V82H252ZM251 83V84H252ZM56 84V83H55ZM79 83H78V85H80ZM182 84H183V82H182ZM213 84V83H212ZM234 84L232 83L230 86L232 87V89H231V91H235V86H234ZM71 85L73 86V87H71ZM122 85V86H121ZM135 85V86H134ZM189 85V84H188ZM238 85V84H237ZM240 85V84H239ZM244 85H246V83H244ZM205 86V85H204ZM207 86V85H206ZM217 86V85H216ZM224 86V84H221V86L220 87H223ZM247 86V85H246ZM245 86V87H246ZM77 87H79V86H77ZM122 87V88H121ZM225 87H226V85H225ZM237 87V86H236ZM70 88V89H69ZM76 88V87H75ZM137 90H136V89ZM174 88V87H173ZM182 88V87H181ZM230 88V87H229ZM228 88V90H230ZM239 88V87H238ZM68 89H69V91H68ZM79 89V88H78ZM89 89H91V90H89ZM129 89H130V93H129ZM165 89V90H164ZM169 89V88H168ZM221 89V88H220ZM234 89V90H233ZM71 90V91H70ZM83 90H84V88H83ZM136 90V92H133V93H131V91H135ZM223 90V89H222ZM222 90H221V92H222ZM246 90V89H245ZM248 90V89H247ZM164 91H165V93H164ZM75 92H76V90H75ZM82 92V91H81ZM176 92V91H175ZM224 92H225V90H224ZM240 92H242V91H240ZM66 95H65V94ZM85 93V92H84ZM97 94V95H95V94ZM127 93V94H126ZM223 93V92H222ZM229 93H231L232 94V92H229ZM234 93H236V92H234ZM67 94H71L70 96H68ZM77 94V93H76ZM89 94V95H88ZM241 94V93H240ZM81 95V94H80ZM128 96L129 95V97H131L129 100L128 99H125L124 101H122V99L124 98V96ZM174 95V94H173ZM228 95V94H227ZM230 95V94H229ZM233 95V94H232ZM244 95H245V93H244ZM71 96H73V97H71ZM125 96V97H126ZM168 96V95H167ZM166 96V97H167ZM223 96V95H222ZM247 96V95H246ZM70 97L71 98H73L72 100L70 99ZM85 97V96H84ZM173 97V96H172ZM180 97V96H179ZM178 97V98H179ZM244 97V96H243ZM128 98V97H127ZM165 98V97H164ZM177 98V97H176ZM228 98H229V96H228ZM240 98H242V95L240 96ZM168 99H169V97H168ZM167 99V100H168ZM182 99V98H181ZM244 98H242V100H243ZM176 101L175 102H177V99H175ZM202 100V99H201ZM234 100V99H233ZM237 100H239V99H237ZM236 100V101H237ZM242 100H241V102H242ZM68 101V102H67ZM70 101V102H69ZM125 101H127L128 103H126ZM132 101V102H131ZM159 101H161V102H159ZM172 101V100H171ZM74 102V101H73ZM73 102H72V104H73ZM123 102V103H122ZM130 102V103H129ZM153 102V103H152ZM163 102V103H162ZM173 102V101H172ZM175 102H173V104L175 103ZM211 102V101H210ZM77 103H74V105H72L73 107H75V104H76V106H77ZM160 103V104H159ZM169 103V102H168ZM178 103H180V102H178ZM127 104H130V105H128V106H126ZM147 104H150V105H147ZM157 104H155L156 106H157ZM163 104V105H162ZM82 105H83V108H82ZM148 106V108L146 109V107L145 106ZM154 105V106H155ZM177 105V104H176ZM179 105H181V104H179ZM196 105V104H195ZM198 105V104H197ZM209 105V104H208ZM68 106V107H67ZM154 106H152L153 107V109H154V111H155V113L157 112H159V113H165V112H162V109L159 111V108H157L158 109V111H157V109H155V107ZM161 106H159L160 108H161ZM172 106V105H171ZM205 106V105H204ZM72 107V108H73ZM168 107V106H167ZM78 108V106H77V108L76 109H79ZM82 108V109H81ZM163 108V107H162ZM165 108V107H164ZM176 108H178V107H176ZM183 107L181 106V109H182ZM74 109V108H73ZM151 109V107L149 108V110ZM152 109V110H153ZM167 109V108H166ZM171 109V108H170ZM173 109V108H172ZM199 109V108H198ZM202 109V108H201ZM208 109V108H207ZM206 108H205V111L207 110ZM176 110V109H175ZM72 111V112H71ZM76 111H77V113H76ZM184 111V110H183ZM187 111V110H186ZM194 111V110H193ZM197 111H199V110H197ZM205 111H202V113L204 114V112ZM143 112V113H142ZM152 112V111H151ZM177 112V111H176ZM181 112H182V110H181ZM201 112V110L199 111V113ZM208 112H209V114H208ZM210 112H212V111H207V113H205V114H208V116L209 115H213V113L211 114ZM142 113V114H141ZM155 113H153V114H155ZM197 113V112H196ZM201 113V114H202ZM215 113V112H214ZM72 114V115H71ZM145 114H147V116L145 117ZM152 114V113H151ZM160 114V115H161ZM168 114V116L170 115L168 112L165 114V115H167ZM179 114V113H178ZM182 114V113H181ZM183 114H184V112H183ZM188 114V113H187ZM193 114V113H192ZM200 114V115H201ZM70 115V116H69ZM75 116V119H74V116ZM164 115V114H163ZM172 115V114H171ZM171 115L169 116V117H171ZM185 115V114H184ZM195 115V114H194ZM199 114L197 113L196 114V116H198ZM58 116H59V119H58ZM173 116H175V115H173ZM172 116V117H173ZM183 116V115H182ZM181 115L179 116V117H182ZM186 116V115H185ZM202 116H204V115H202ZM201 116V117H202ZM207 116V117H208ZM54 117H57V119H55L54 120ZM66 117H70L69 118V120H67V118L65 119ZM145 117V118H144ZM155 117H157V116H155ZM171 117V118H172ZM176 117V116H175ZM198 117H200V116H198ZM198 117H196V118H198ZM205 117V116H204ZM213 117V116H212ZM212 117H211V120H212ZM162 118V117H161ZM70 119H74L73 121H71ZM145 119V120H144ZM155 119V118H154ZM153 119V120H154ZM157 119V118H156ZM174 119V118H173ZM195 119V118H194ZM52 120L55 122L54 123V125H53V122H52ZM57 120V121H56ZM164 120V119H163ZM67 121H70V122H67ZM148 121V120H147ZM155 121V120H154ZM169 121H172V120H169ZM174 121H175V119H174ZM173 121V122H174ZM218 121V120H217ZM216 121V122H217ZM51 122H52V124H51ZM72 122V123H71ZM158 123H159V119H158V121H157ZM162 122V121H161ZM160 122V123H161ZM191 122V121H190ZM212 122V121H211ZM135 123H136V125H135ZM154 123V122H153ZM157 123V124H158ZM159 123V124H160ZM167 123H169V122H167ZM191 123H193V122H191ZM147 124V123H146ZM150 124V123H149ZM148 124V125H149ZM164 124V123H163ZM218 124V123H217ZM156 124L154 123V126H155ZM171 125V124H170ZM219 125V124H218ZM144 126V125H143ZM151 126V125H150ZM153 126V125H152ZM151 126V127H152ZM213 126H215V124H213ZM139 127H137V129L139 128ZM157 127H159L158 125H157ZM157 127H155V128H157ZM166 127V126H165ZM192 127V126H191ZM217 127V125L214 127V129ZM219 127V126H218ZM142 128V127H141ZM140 128V129H141ZM154 128V127H153ZM161 128V127H160ZM160 128H158V130L157 131H159V129ZM174 128V127H173ZM172 128V129H173ZM180 128V127H179ZM193 128V127H192ZM191 128V129H192ZM166 130V132L168 131L167 130V128H163V126H162V128H161V130H163V132ZM200 129V128H199ZM217 129V128H216ZM215 129V130H216ZM218 129H220V128H218ZM143 130V129H142ZM185 130V129H184ZM183 130V131H184ZM188 130V129H187ZM214 130V134L216 135V131ZM140 131V130H139ZM147 131V130H146ZM191 131H193V130H191ZM198 131V130H197ZM196 131V132H197ZM219 131V130H218ZM217 131V134L218 135H220L221 133L220 132H218ZM98 132V133H97ZM122 132V133H121ZM137 132H138V130H137ZM156 132V131H155ZM162 132V131H161ZM188 132V131H187ZM195 132V131H194ZM199 132V131H198ZM94 133H96V134H94ZM103 133V132H102ZM110 133V134H111ZM139 133V132H138ZM160 133V132H159ZM165 133V132H164ZM168 133V132H167ZM173 133H174V131H173ZM177 133V132H176ZM191 133V132H190ZM204 133V132H203ZM213 133V132H212ZM117 134H119V133H117ZM140 134H142L141 132H140ZM147 134V133H146ZM169 134V133H168ZM168 134H167V136H168ZM178 134V133H177ZM188 134V133H187ZM200 134V133H199ZM198 134V135H199ZM232 134V133H231ZM235 134V133H234ZM234 134H233V136H234ZM91 135L95 138V139H97L96 141L95 140H93L94 138L93 137H91ZM95 135H97V136H95ZM102 135V134H101ZM108 135V134H107ZM160 135V134H159ZM161 135H163V134H161ZM180 135V134H179ZM184 135V134H183ZM186 135V134H185ZM185 135H184V137L183 138H180L181 139V141H182V139H184L185 138ZM204 135V134H203ZM215 135H211L210 137L212 138V140H210L211 138L209 137V140H210V142L211 141H213V140H215V139H218L221 143V146L223 145L222 143H223V141H221L219 138H216V136ZM217 135V136H218ZM236 135V134H235ZM90 136V137H89ZM158 136V135H157ZM172 135H170V137H171ZM188 136V135H187ZM201 136V135H200ZM199 136V137H200ZM214 136H215V139H214ZM233 136L231 137L230 136V139H232L233 138ZM89 137V139L91 138H93L92 140H93V142L91 141V139L89 140H87L86 138H88ZM102 137H103V139H104V136L102 135ZM102 137L100 136V139H101V142H102ZM114 137V136H113ZM176 137H178L179 138V136H177L176 135ZM206 137V136H205ZM107 138V137H106ZM160 138H162V137H160ZM168 138V137H167ZM174 138V137H173ZM194 138V137H193ZM114 139V138H113ZM171 139V138H170ZM176 140H173L174 141V146H175V141H177V138H175ZM179 139V140H180ZM188 139V138H187ZM190 139V138H189ZM29 140V141H28ZM108 140H110V139H108ZM118 140V139H117ZM143 140L145 141V139L143 138ZM149 140H150V138H149ZM153 140V139H152ZM165 140H166V138H165ZM185 140V139H184ZM196 140V139H195ZM203 140H205V139H202V141ZM218 140H216V141H218ZM95 141V142H94ZM100 141V140H99ZM107 141V140H106ZM137 141L140 143V144H137ZM148 141V140H147ZM146 141V142H147ZM157 141V140H156ZM189 141V140H188ZM187 140H186V142H188ZM62 142H64V143H62ZM94 143V144H92V143ZM121 142V143H122ZM152 142V141H151ZM158 142V141H157ZM156 142V143H157ZM159 142H160V140H159ZM161 142H163V140H161ZM191 142V141H190ZM195 142V141H194ZM193 142V143H194ZM200 142V141H199ZM198 142V143H199ZM209 142V144H211ZM91 143V144H90ZM99 143V142H98ZM108 143V142H107ZM111 143H113V142H111ZM115 143V142H114ZM113 143V144H114ZM164 143V142H163ZM162 143V144H163ZM173 143V142H172ZM178 143V142H177ZM193 143H190V145L192 144V146L194 145ZM196 143H197V140H196ZM204 143V145H205V147H206V144H208V140L206 139V142H203ZM203 143H200V144H197V146H193L196 150H194L193 151V147H189V149L191 150V148H192V150H191V153L192 154H189V156L187 155L188 153H189V149H188V153H183V152H179V150H177L178 152H179V154L181 153L182 155L184 154L186 157H189V161H190V159L192 160H194L195 159V161L198 159L199 160V155L201 156L204 152H206V153H209L208 152V148L207 149H205L204 150V145H202ZM206 143V144H205ZM216 143V142H215ZM239 143V142H238ZM65 144H67V146L69 147V148H67V146H65ZM97 144V146H94V147H96V148H93L92 146L93 145H96ZM150 144V143H149ZM166 145L168 144V143H165ZM165 144H164V146H165ZM171 146H173L171 143H169ZM184 144H185V142H184ZM208 144V145H209ZM64 145V149L65 148H67V149H65V151L66 152H63V151H61V152H63L62 154L60 153V156H59V153H58V156H56V155H54V156H56L55 158H54V156H52V158L53 159H55L54 160V163H56L55 165H53V164H49L50 166H52V168H51V170L53 169V171L55 172H53L52 171V174L54 173V175L55 174H58V175H60V176H57V178H54V179H49V180H44L45 179V176H43L42 174V172H40V168L42 169V167L44 168V166L46 167V165H48L47 163H49V162H46V165H43V161H41L40 162V160H42V159H44V156H47V154H49L50 152L51 153H53V152H55V154H56V151H58L59 152V150H61L63 147H61V146H63ZM119 145H121V144H119ZM118 145V146H119ZM161 145V144H160ZM169 145V146H170ZM177 145V144H176ZM181 145V144H180ZM189 145V146H190ZM211 145H213L212 146V148L213 147H215V145H216V147H217V144H211ZM242 145V144H241ZM61 147V149L60 148H56V147ZM112 146V145H111ZM155 146V145H154ZM178 146V145H177ZM188 146V145H187ZM210 146V145H209ZM245 145H243V147H244ZM250 146V145H249ZM249 146H248V148H249ZM101 147H102V149H103V145L101 144ZM100 147V148H101ZM124 147H122V148H124ZM141 147V146H140ZM148 147V146H147ZM156 147V146H155ZM160 147V146H159ZM166 147V146H165ZM165 147H163V148H161V150L162 149H165ZM168 147V146H167ZM182 147V146H181ZM198 147V148H197ZM211 147V146H210ZM219 147V146H218ZM222 147H225L224 145L222 146ZM240 147V146H239ZM106 148V147H105ZM115 148V147H114ZM121 148V147H120ZM150 148V147H149ZM172 148V147H171ZM187 147H182V149H180L181 151L184 149V151H186L187 152V150H185ZM220 148V147H219ZM247 148V149H248ZM69 149V150H68ZM95 149V150H94ZM112 149V148H111ZM138 149H140V148H138ZM141 149H142V147H141ZM145 149V148H144ZM143 149V150H144ZM157 149V148H156ZM156 149H154V150H156ZM170 149V148H169ZM178 149H179V147H178ZM240 149H242V150H244L243 148H241L240 147ZM250 149H251V147H250ZM250 149L249 150H247V151H250ZM151 150V149H150ZM149 150V151H150ZM152 150H153V148H152ZM152 150L150 151V153L152 152ZM159 150H160V148H159ZM207 150V151H206ZM209 150H211V148H209ZM213 150V152H214V148L212 149ZM211 150V151H212ZM223 150H224V148H223ZM252 150V149H251ZM96 151V152H95ZM105 151V150H104ZM138 151H141V150H138ZM172 151V150H171ZM174 151L175 152H177L176 151V147L174 148ZM210 151V152H211ZM216 151H217V149H216ZM215 151V152H216ZM94 152H95V154H94ZM112 152H114V155L116 154L115 152L116 151H112ZM111 152V153H112ZM119 152V151H118ZM122 152V151H121ZM161 152V151H160ZM163 152V151H162ZM174 152V154H176ZM194 152V153H193ZM244 152H246V150H244ZM101 153H102V151H101ZM100 153V155H101V158H103V157H105V158H103V159H105L106 161H104L105 162V166H106V169H108L109 168V170H107L106 172H108V171H110V172H112V170H113V166H114V168H115V165H113V163H114V161H116V160H114V158H113V163H112V160L110 161V159H112V158H110V159H108V157H109V154H108V152H107V155L105 156V154L103 153V157H102V154ZM139 153V152H138ZM144 153H146V154H144ZM143 154L145 155L144 157H143V160L145 159H147L148 161H150L151 159L149 158L148 159V156H149V154H148V151H146V152H144ZM152 153H154V152H152ZM165 153V152H164ZM163 153V154H164ZM206 153H205V155H206ZM217 153H218V151H217ZM246 153H248V152H246ZM249 153H251V154H253L252 152H249ZM249 153H248V155H249ZM91 154L93 155V156H91ZM113 154V153H112ZM119 154V153H118ZM117 154V155H118ZM141 154V153H140ZM142 154V155H143ZM148 154V156H146ZM156 154V153H155ZM160 154V153H159ZM172 154V153H171ZM210 154V153H209ZM216 154V153H215ZM213 155V154H211V157H212V160L213 159H216L217 157H216V155ZM239 154H241V153H239ZM250 154V155H251ZM111 155V154H110ZM117 155H116V157H117ZM154 155V154H153ZM183 155V156H184ZM213 155V156H212ZM242 155L243 154H241V157H242ZM247 155V156H248ZM249 155V156H250ZM255 155V154H254ZM253 155V156H254ZM88 156V157H87ZM125 156V155H124ZM133 156V157H132ZM151 157H152V155H150ZM166 156V155H165ZM173 156V155H172ZM171 156V157H172ZM174 156H176V155H174ZM184 156V157H185ZM207 156L209 157V155L207 154ZM218 156V155H217ZM49 157V156H48ZM58 157V158H57ZM89 157V158H90ZM115 157V156H114ZM142 157V156H141ZM160 157H161V155H160ZM164 157V156H163ZM162 157V158H163ZM169 157V156H168ZM181 157V156H180ZM202 157H204V156H202ZM211 157H209V158H211ZM215 157V158H214ZM251 157H252V155H251ZM46 158V157H45ZM51 158V159H52ZM96 158L98 159V156L97 157H94V161L96 162ZM100 158V159H101ZM254 158V157H253ZM256 158H258V157H256ZM53 159L51 160V162L53 163ZM91 159V158H90ZM89 159V160H90ZM156 159V158H155ZM154 159V160H155ZM174 159H175V157H174ZM183 159V158H182ZM187 159V158H186ZM201 159V158H200ZM218 159V158H217ZM216 159V160H217ZM251 159V158H250ZM45 160V159H44ZM46 160H48L47 158H46ZM49 160H50V158H49ZM48 160V161H49ZM99 160V159H98ZM102 160V159H101ZM117 160H118V158H117ZM120 160V159H119ZM125 160V159H124ZM142 160V159H141ZM141 161V162H143V163H141L142 165L144 164V161ZM168 160V159H167ZM188 160V159H187ZM197 160V161H198ZM210 160V159H209ZM216 160H213V163H215L216 162ZM249 160V159H248ZM93 161V160H92ZM148 161L146 162L147 164L145 165H140V163H139V160H138V163H139V165L140 166H142V168H144V169H142V170H140V171H142V173L141 174H138V173H136V175L134 176H130V177H128V181H125L126 179H124V181L126 182H124L125 184H124V186H125V188H127V189H125L126 191H125V193H126V195H127V197L128 198H132V201H133V197H135V195L137 194L138 195V198H139V196H142L141 194L144 192L143 191V189H144V187L146 186V185H148L147 184V182L149 183V181H147V180H151L152 178H150L149 179V177H148V174L149 175H152L153 173H154V171H153V173H152V171H150V170H152V169H149L150 167H148L149 165H148ZM180 161V160H179ZM202 161V160H201ZM204 161V160H203ZM202 161V162H203ZM215 161V162H214ZM218 161H219V159H218ZM217 161V162H218ZM50 162V163H51ZM95 162H91V160L90 161H88V165L87 166H89L90 164H93V163H95ZM99 162V161H98ZM102 162H103V160H102ZM116 162H118V161H116ZM127 162V161H126ZM152 163H153V161H151ZM150 162V164L152 165V163ZM155 162V161H154ZM183 162H184V160H183ZM186 162V161H185ZM209 162H212V161H209ZM254 162V161H253ZM108 163V164H107ZM156 163V162H155ZM154 163V164H155ZM161 163V162H160ZM170 163V162H169ZM198 163H200V161L198 162ZM197 163V164H198ZM204 163V162H203ZM208 163V162H207ZM212 163V165H214ZM86 164V165H85ZM97 164L98 163H96V168L98 167L97 166ZM100 164V163H99ZM102 164V163H101ZM107 164V165H106ZM186 164V163H185ZM192 164V163H191ZM194 164H196V163H194ZM103 165V164H102ZM102 165H101V168H102ZM113 165V166H112ZM122 165V164H121ZM120 165V166H121ZM135 165V164H134ZM138 165V164H137ZM168 165V164H167ZM176 165V164H175ZM198 165H200V164H198ZM218 165V164H217ZM232 165V164H231ZM50 166H48V167H50ZM93 166H94V164H93ZM100 166V165H99ZM104 166V165H103ZM111 166V167H110ZM119 165L117 164L116 165V169H114V170H117V169H119V168H117ZM136 166V165H135ZM135 166H134V168H135ZM148 168H147V167ZM153 166V165H152ZM169 166H172V164L171 165H169ZM182 166V165H181ZM188 166H189V163H188ZM192 166V165H191ZM202 167H204V165H201ZM207 166H209V165H207ZM219 166V165H218ZM218 166H216V167H218ZM48 167H47V169H48ZM54 167V168H53ZM108 167V168H107ZM154 167V166H153ZM160 167H162V166H160ZM160 167H158V168H160ZM178 167V166H177ZM184 167V166H183ZM195 167V166H194ZM197 167V166H196ZM214 167V166H213ZM213 167L211 168V166H210V168L211 169H213ZM229 167V166H228ZM18 168H22V170L21 169H18ZM92 168L94 169V170H92ZM133 168V167H132ZM173 168H174V166H173ZM176 168V167H175ZM180 168V167H179ZM178 168V170H180ZM193 168V167H192ZM192 168L191 169H189L188 170V172H187V174L189 175V177H190V179L188 178V177H186V178H188L189 180V182H190V184L188 183V185H189V187H185L183 184H182V182H180V184L182 185V190H183V187H185V191H184V193L187 195V193L186 192H188L189 191V189H192L193 191H195L194 189L195 188H191V187H193L194 186V184L196 185V184H198L199 182H197V181H195V180H193V175H194V173H191V172H194L193 170H192ZM208 169H209V167H207ZM220 168V167H219ZM230 168V167H229ZM19 170V172H21L22 173V171H25V173H31L30 175L29 174H25L24 176L21 174L20 175V173L19 172H17L18 170ZM39 169V170H38ZM91 169V170H90ZM123 169V168H122ZM157 169V168H156ZM183 169V168H182ZM188 169V168H187ZM218 169V168H217ZM228 169V168H227ZM17 170V171H16ZM102 171L101 172H99V173H102V172H104V170H105V167L104 168H102L101 169ZM130 170H131V168H130ZM135 170V169H134ZM162 170V169H161ZM164 170V169H163ZM186 170V169H185ZM190 170H192L191 172H190ZM222 170V169H221ZM14 171H16L17 173H19V174H17V173H15ZM39 171V172H38ZM45 171V170H44ZM90 171V172H89ZM97 171H98V169H97ZM100 171V170H99ZM119 171V170H118ZM132 171H133V169H132ZM160 171V170H159ZM166 172H164V173H167V171H168V169H166L165 170ZM170 171V170H169ZM213 171H214V169H213ZM212 171V172H213ZM218 171V170H217ZM219 171H220V169H219ZM224 171V170H223ZM227 171V170H226ZM257 171V170H256ZM2 172V173H1ZM14 173V174H11V173ZM51 172V171H50ZM109 172V173H110ZM114 172V171H113ZM112 172V173H113ZM122 172V171H121ZM124 172V171H123ZM161 172V171H160ZM163 172V171H162ZM179 172V171H178ZM184 172V171H183ZM182 172V173H183ZM191 174H190V173ZM208 172H210V171H208ZM215 172V171H214ZM24 173V172H23ZM40 173H42V174H40ZM73 173H75V175L73 174ZM77 173V174H76ZM98 173V174H99ZM117 174H118V172H116ZM127 174L129 173V171H127L126 172ZM158 173V172H157ZM163 173V174H164ZM171 173V172H170ZM184 173H186V172H184ZM184 173H183V175H184ZM196 173V172H195ZM211 173V172H210ZM217 173V172H216ZM215 173V174H216ZM222 174L223 173H225V172H221ZM228 173V172H227ZM1 174H2V176H1ZM18 175L17 176V178H19V180L16 178V176L15 175ZM103 174V173H102ZM102 174H101V176H102ZM106 174V173H105ZM105 174H104V176H105ZM130 174V173H129ZM132 174V173H131ZM138 174V175H137ZM167 174H169V172L167 173ZM218 174H219V172H218ZM222 174H220V175H222ZM228 174H230V173H228ZM257 174V173H256ZM14 175V176H13ZM89 175V174H88ZM90 175H92V172L90 173ZM89 175V176H90ZM106 175H109V174H106ZM119 175V174H118ZM126 175V174H125ZM155 175V174H154ZM157 175V174H156ZM161 175V174H160ZM196 175V174H195ZM194 175V176H195ZM238 175V174H237ZM262 175H264V174H262ZM9 176V175H8ZM87 177V179H85L86 177ZM104 176H102V178L104 177ZM129 176V175H128ZM164 176H165V174H164ZM167 176H169V175H167ZM171 176H174V175H171ZM185 176H187V175H185ZM210 176H211V178H212V180H213V176L210 174ZM223 176V175H222ZM7 177V176H6ZM59 177V178H58ZM85 177V178H84ZM113 177V176H112ZM150 177H153V176H150ZM156 177H158V176H156ZM170 177V176H169ZM168 177V178H169ZM184 177V176H183ZM197 177V176H196ZM216 177V176H215ZM221 177V176H220ZM224 177V176H223ZM232 177V176H231ZM235 177V176H234ZM4 178V177H3ZM15 178L17 179V180H15ZM148 178V179H147ZM159 178V177H158ZM173 178V177H172ZM226 178H227V176H226ZM261 178V177H260ZM259 178V179H260ZM8 179H10V178H8ZM8 179H6V180H8ZM107 179V181H108V178H106ZM111 179H113V178H111ZM118 179V178H117ZM120 179V178H119ZM197 179V178H196ZM44 180V181H43ZM110 180V179H109ZM159 180V179H158ZM176 180H177V178H176ZM183 180V179H182ZM219 180H220V178H219ZM232 180H233V178H232ZM23 181V182H22ZM120 181H122V180H120ZM119 181V182H120ZM152 181V180H151ZM172 181H173V179H172ZM187 181V180H186ZM216 181V180H215ZM237 181V180H236ZM96 182H98V183H96ZM102 182V181H101ZM105 182V181H104ZM103 182V183H104ZM115 182V181H114ZM167 182V181H166ZM169 182V181H168ZM171 182V181H170ZM196 182V183H195ZM218 182V181H217ZM232 182V181H231ZM239 182V181H238ZM260 182H263V180H261ZM2 183H3V181H2ZM89 183V182H88ZM87 183V186L89 185V184H91V183H89L88 184ZM106 183V182H105ZM146 183V184H145ZM151 183V182H150ZM164 183V182H163ZM173 183V182H172ZM178 183V182H177ZM216 185H217V183L216 182H214ZM226 183V182H225ZM228 183V182H227ZM233 183V182H232ZM9 184V185H8ZM84 184H85V186H84ZM116 184V187H117V183H115ZM120 184V183H119ZM167 184V183H166ZM193 184V185H192ZM213 184V183H212ZM234 184V183H233ZM233 184H231L232 186H233ZM238 184V183H237ZM261 184H263V183H261ZM102 185V184H101ZM155 185V184H154ZM160 185V184H159ZM170 185V184H169ZM174 185V184H173ZM178 185V184H177ZM192 185V186H191ZM228 186H229V184H227ZM226 185V186H227ZM230 185V186H231ZM123 186V187H124ZM158 186V185H157ZM166 186H168V185H166ZM200 186V185H199ZM213 186H215V185H213ZM264 186V185H263ZM85 187V188H84ZM149 187H151V186H149ZM159 187V186H158ZM164 187V186H163ZM181 187V186H180ZM202 187V186H201ZM219 187V186H218ZM243 187V186H242ZM98 188V187H97ZM120 188V187H119ZM146 189H149V188H147V187H145ZM155 188H157V187H155ZM200 188V187H199ZM215 188H216V186H215ZM232 188V187H231ZM238 188V187H237ZM116 189V188H115ZM151 189H152V187H151ZM159 188H157V190H158ZM161 189V188H160ZM166 189H167V187H166ZM174 189V188H173ZM179 189V188H178ZM202 189V188H201ZM205 189V188H204ZM251 189H253V188H251ZM250 189V190H251ZM264 189V188H263ZM121 190V189H120ZM124 190V189H123ZM145 190V189H144ZM168 191H169V189H167ZM179 190H181V189H179ZM197 190V189H196ZM213 190V189H212ZM227 190H229V188H227ZM254 190V189H253ZM252 190V191H253ZM90 191V192H89ZM141 191H142V193H141ZM150 191V190H149ZM148 191V192H149ZM154 191V190H153ZM166 191V190H165ZM193 191H192V193H193ZM242 190H240V192H241ZM245 191V190H244ZM86 192H88L87 194H86ZM114 192H116V191H114ZM150 192H152V191H150ZM149 192V193H150ZM161 192V191H160ZM159 192V193H160ZM248 192V191H247ZM90 193V194H89ZM96 193V195L94 196V194ZM119 193V192H118ZM156 193V192H155ZM164 193V192H163ZM168 193V192H167ZM183 193V191L181 192V194ZM184 193H183V195H184ZM206 193V192H205ZM210 193V192H209ZM227 193H229V191H227ZM256 193V192H255ZM255 193L253 194V193H251V194H253L252 196H250V198L248 199L249 201L251 200V202H253L254 201V203L256 202V201H258V199L257 198H259V195H258V193H256V195H255ZM264 193V192H263ZM93 196H92V195ZM140 194V195H139ZM148 194V193H147ZM146 194V190H145V194H144V196L146 195V198H147V195ZM175 194V193H174ZM191 194V193H190ZM195 194H196V191L194 192V194H192V197H193V200L195 199V201H196V199H197V197L195 198L194 196H195ZM221 194V193H220ZM224 194V193H223ZM231 194L233 195V192H231L230 193V196H231ZM250 194V193H249ZM136 195V196H137ZM161 195V194H160ZM170 195V194H169ZM173 195V194H172ZM177 195V194H176ZM176 195H175V197H176ZM194 195V196H193ZM198 195V194H197ZM205 195V194H204ZM203 195V196H204ZM207 195V194H206ZM210 195V194H209ZM213 195V194H212ZM211 195V196H212ZM222 195V194H221ZM221 195H219V193H217V196H216V199H214V200H216L215 201V203L217 202V197H218V199L220 200V196ZM246 195V194H245ZM93 197L92 198V200H91V197ZM133 196V197H132ZM171 196V195H170ZM189 196V195H188ZM202 196V195H201ZM255 196V197H254ZM89 197H90V199H89ZM126 197V198H127ZM150 197V196H149ZM154 197V196H153ZM214 197V196H213ZM257 197V198H256ZM125 198V197H124ZM124 198H122V199H124ZM181 198V197H180ZM179 198V199H180ZM248 198V197H247ZM256 198V199H255ZM117 199V198H116ZM137 199V198H136ZM150 199V198H149ZM161 199H162V197H161ZM172 199V198H171ZM182 199V198H181ZM181 199H180V201H181ZM184 199V198H183ZM186 199H187V197H186ZM188 199H190V198H188ZM187 199V200H188ZM260 199V198H259ZM90 200V201H89ZM119 200V199H118ZM121 200V199H120ZM127 200V199H126ZM160 200V199H159ZM201 199H199V201H200ZM203 200H204V197H203ZM202 200V201H203ZM210 200V199H209ZM129 201V200H128ZM134 201H136V200H134ZM140 201V200H139ZM151 201V200H150ZM166 201H167V199H166ZM191 201V200H190ZM189 201V202H190ZM204 201H206V200H204ZM220 201H222V200H220ZM86 202V203H85ZM113 202V201H112ZM118 202V201H117ZM122 202V201H121ZM121 202H120V204L118 205L117 203H116V206L118 205L119 207L120 206H122L121 205ZM126 202V201H125ZM137 202V201H136ZM163 202V201H162ZM165 202V201H164ZM169 202H171V200L169 201ZM174 202H175V200H174ZM182 202H183V200H182ZM188 202V201H187ZM208 202V201H207ZM207 202H205V203H207ZM219 202V201H218ZM260 202V201H259ZM85 203V204H84ZM114 203V202H113ZM112 203V204H113ZM154 203V202H153ZM185 203V202H184ZM195 203V202H194ZM210 203V202H209ZM258 203V202H257ZM110 204V203H109ZM140 204H141V202H140ZM149 204V203H148ZM160 204V203H159ZM177 204V203H176ZM204 204V203H203ZM259 204V203H258ZM108 205V204H107ZM146 205H147V203H146ZM169 205V204H168ZM178 205V204H177ZM183 205V204H182ZM185 205V204H184ZM183 205V206H184ZM205 205H207V204H205ZM90 206H88L89 208H90ZM117 206V207H118ZM126 206H127V204H126ZM129 206V205H128ZM140 206V205H139ZM153 206V205H152ZM157 206H159V205H157ZM175 206V205H174ZM180 206V205H179ZM193 206V205H192ZM195 206V205H194ZM88 207H86V208H88ZM113 207V206H112ZM111 207V208H112ZM114 207H115V205H114ZM113 207V208H114ZM118 207V208H119ZM124 207V206H123ZM131 207L132 206H130L129 208L131 209ZM155 207H156V205H155ZM164 207V206H163ZM176 207V206H175ZM185 207H187V206H185ZM97 208V207H96ZM135 208V207H134ZM139 208V207H138ZM162 208V207H161ZM167 208V207H166ZM179 208V207H178ZM85 211L84 213H83V210ZM93 209V208H92ZM99 209V208H98ZM100 211H102V208L100 207ZM107 208L105 207V209L104 210H106ZM120 209H124V208H120ZM119 209V210H120ZM127 210H128V207L126 208ZM144 209V208H143ZM181 209V208H180ZM183 209V208H182ZM182 209H181V211H182ZM187 209V208H186ZM190 209V208H189ZM192 209V208H191ZM190 209V210H191ZM195 209V208H194ZM91 210V209H90ZM112 210V209H111ZM111 210H108V211H111ZM116 210V209H115ZM133 209H131V213L133 212L132 211ZM136 210V209H135ZM150 210H152V209H150ZM162 210V209H161ZM160 210V211H161ZM167 210H168V208H167ZM188 210V209H187ZM190 210H189V212H190ZM210 210V209H209ZM82 211V212H81ZM98 211V210H97ZM154 211V210H153ZM172 211H173V209H172ZM180 211V210H179ZM185 211V210H184ZM193 211V210H192ZM208 211V210H207ZM99 212V211H98ZM125 212V211H124ZM165 212V211H164ZM177 212H178V210H177ZM186 212V211H185ZM97 213V212H96ZM103 213V212H102ZM109 213V212H108ZM120 213H121V211H120ZM127 213H129V210H128V212L126 211V214ZM134 213V212H133ZM144 213V212H143ZM162 213V212H161ZM166 213V212H165ZM171 213V212H170ZM181 213V212H180ZM179 213V214H180ZM197 213V212H196ZM92 214V213H91ZM105 214V213H104ZM107 214V213H106ZM112 214V213H111ZM149 214H150V212H149ZM148 214V215H149ZM164 214V213H163ZM189 214V213H188ZM192 214V213H191ZM195 214V213H194ZM208 214V213H207ZM94 215V214H93ZM93 215H91V216H93ZM98 215V214H97ZM125 215V214H124ZM128 215H130V213L128 214ZM133 215V214H132ZM135 215V214H134ZM161 215V214H160ZM168 214H166V216H167ZM176 215V214H175ZM13 216H15L14 218H12ZM95 216V215H94ZM98 216H100V215H98ZM106 217H107V215H105ZM109 216V215H108ZM111 216V215H110ZM110 216L107 218V219H109L110 218ZM126 216V215H125ZM125 216H124V218H125ZM138 216V215H137ZM152 216H153V213H152ZM179 216V215H178ZM191 216V215H190ZM101 217H102V215H101ZM116 217V216H115ZM114 217V218H115ZM127 217V216H126ZM129 217V216H128ZM140 217V216H139ZM180 217H181V215H180ZM188 217V216H187ZM91 218H93V217H91ZM103 218H104V216H103ZM112 219H113V217H111ZM118 218V217H117ZM141 218V217H140ZM151 218V217H150ZM150 218H148V219H150ZM163 218V217H162ZM168 218H170V216L168 217ZM191 218V217H190ZM208 218V217H207ZM13 219H14V223H15V226L13 225L14 223H13ZM88 219V220H87ZM102 218H100V220H101ZM105 219V218H104ZM104 219H102V221L104 220ZM120 219V218H119ZM128 219V218H127ZM130 219V218H129ZM132 219V218H131ZM142 219V218H141ZM163 219H165V217L163 218ZM172 219V218H171ZM175 219H176V217H175ZM181 219H184V218H181ZM187 219V218H186ZM189 219V218H188ZM5 220L8 222H5ZM99 220V221H100ZM153 220V219H152ZM167 220V219H166ZM91 223H90V222ZM98 221V220H97ZM102 221H100V222H102ZM114 221H116V219L114 220ZM118 221H121V219L120 220H118ZM138 221V220H137ZM144 221V220H143ZM146 221H148V220H146ZM150 221V220H149ZM185 221V220H184ZM108 222V221H107ZM134 222V221H133ZM139 222H141V221H139ZM170 222H172V221H170ZM182 222V220H180V223ZM12 223V224H11ZM109 223V222H108ZM113 223V222H112ZM144 223V222H143ZM151 223V222H150ZM162 223H164V222H162ZM161 223V224H162ZM174 223V222H173ZM175 223H178V221L177 222H175ZM5 224V225H4ZM90 224H91V226L92 227H90ZM115 224V223H114ZM133 224V223H132ZM135 224V223H134ZM139 224V223H138ZM137 224V225H138ZM164 224H166V223H164ZM183 224V223H182ZM181 224V225H182ZM4 225V226H3ZM12 225H13V227H12ZM101 225V226H100ZM107 225V224H106ZM143 225V224H142ZM145 225V224H144ZM147 225H148V222H147ZM156 226L158 225V224H155ZM168 225V224H167ZM115 226V225H114ZM135 226V225H134ZM149 226V225H148ZM163 226V225H162ZM86 227V228H85ZM102 228L101 230L100 229H98V228ZM113 227V226H112ZM139 227V226H138ZM164 227V226H163ZM176 227H177V225H176ZM176 227H175V229H176ZM2 228H0V232L2 233V231H4L5 233H7L6 231L7 230H9L8 228L6 229V231L4 230V228L2 229ZM89 232V231H91L92 229V233H90L91 234V239H90V235H89V233H87L86 231H84L85 229ZM108 228V227H107ZM114 228V227H113ZM134 228V227H133ZM140 228V227H139ZM138 228V229H139ZM144 228V227H143ZM146 228V227H145ZM161 228V227H160ZM172 228H174V227H172ZM112 229V228H111ZM115 229V228H114ZM178 229V228H177ZM2 230V231H1ZM11 230H9V231H11ZM95 230H96V232H95ZM104 230V229H103ZM107 230H109V229H107ZM146 230V229H145ZM95 233H94V232ZM105 231V230H104ZM104 231H102V232H104ZM112 231V230H111ZM114 231V230H113ZM173 231V230H172ZM3 232V233H4ZM13 232H15L14 234H13ZM144 232V229L142 230V232H141V230L139 231V233L140 234H142ZM175 232V231H174ZM182 232V231H181ZM43 233H49V234H43ZM95 235H94V234ZM145 233V232H144ZM176 233H177V231H176ZM104 234H106V233H104ZM110 234H112L111 232L109 233V235ZM171 234L173 235L174 233H172L171 232ZM180 234V233H179ZM3 234H1V236H2ZM94 235V236H93ZM102 235V234H101ZM138 235V234H137ZM4 236V235H3ZM98 236V235H97ZM107 236H108V233H107ZM112 236V235H111ZM140 236V235H139ZM174 236H175V234H174ZM102 237V236H101ZM106 237V236H105ZM105 237H104V239H105ZM110 237V236H109ZM180 237V236H179ZM175 238V237H174ZM173 238V239H174ZM1 239V238H0ZM9 239V238H8ZM103 239V238H102ZM103 239V240H104ZM107 239H108V237H107ZM110 239H112V238H110ZM133 239V238H132ZM177 239V238H176ZM4 240V239H3ZM13 240V239H12ZM88 240V241H87ZM90 240V241H89ZM129 239H127V241H128ZM135 240V239H134ZM6 241V240H5ZM8 241V240H7ZM15 241V242H16ZM88 243H87V242ZM105 241V240H104ZM126 241V242H127ZM258 241V240H257ZM264 241V240H263ZM14 242V241H13ZM94 242V241H93ZM96 242V241H95ZM129 242H131V238H130V240H129ZM138 242V241H137ZM179 242H181V241H179ZM226 242V241H225ZM225 242L223 243L224 245H225ZM228 242V241H227ZM226 242V243H227ZM251 242V241H250ZM1 243H3V242H1ZM6 243V242H5ZM85 243H86V245H85ZM140 243V242H139ZM217 243H219V242H217ZM229 243V242H228ZM245 243V242H244ZM259 243V242H258ZM262 242H260L259 243V245L257 244V245H254L253 243V245H252V247H253V249L255 250H252L253 251V253H252V255H251V253H249V257H241V258H239V260H238V258L236 259V257H233V260L234 259H236V260H238L239 261V264H253V263H255L254 262V260H257L256 262H258V261H260V260H262L263 258H264V242L261 244ZM9 244V243H8ZM127 244H129V243H127ZM246 244H247V242H246ZM2 245V244H1ZM15 245V244H14ZM134 246H136L135 245V243L133 244ZM132 245V246H133ZM175 245V244H174ZM176 245H177V243H176ZM182 245V244H181ZM222 245V244H221ZM224 245H222V246H224ZM228 245V244H227ZM232 245V244H231ZM230 245V243H229V246H231ZM249 245H251L250 243H249ZM84 246H85V249H84ZM131 246V247H132ZM138 246V245H137ZM179 246V245H178ZM254 246H255V248H254ZM256 246H259V247H256ZM2 247V246H1ZM5 247V246H4ZM17 247V248H18ZM87 247V248H86ZM124 247V246H123ZM127 247V246H126ZM125 247V248H126ZM141 247V246H140ZM150 247V246H149ZM174 247V246H173ZM227 247V246H226ZM225 247V248H226ZM153 248V247H152ZM171 248V247H170ZM217 248V246H215V249ZM224 248V247H223ZM224 248V249H225ZM239 248H242V247H239ZM244 248H245V246H244ZM247 248H249V246L247 247ZM247 248H245V250L247 249ZM250 248H251V246H250ZM4 249H6V248H3V250ZM14 249H16V248H14ZM83 249V250H82ZM134 249V248H133ZM141 249V248H140ZM144 249H146V248H144ZM164 249H167V248H164ZM174 249H176V248H174ZM181 249V248H180ZM214 249V250H215ZM223 249V250H224ZM227 249V248H226ZM225 249V250H226ZM237 248H235L234 250H236ZM1 250V249H0ZM10 250V249H9ZM56 250V249H55ZM124 249L122 248V252H124L123 251ZM129 250H130V247H129ZM177 250H179V249H177ZM182 250V249H181ZM218 250H219V248H218ZM224 250V251H225ZM237 250H239V249H237ZM242 250V249H241ZM241 250H239V251H241ZM247 250H249V249H247ZM6 251V250H5ZM19 251V250H18ZM62 251V250H61ZM69 251V250H68ZM126 251V250H125ZM165 251V250H164ZM168 251H170V250H168ZM167 251V253L169 254V252ZM176 251V250H175ZM174 251V252H175ZM251 250H249V252H250ZM0 252H2V251H0ZM8 252V251H7ZM6 252V253H7ZM10 252V251H9ZM8 252V253H9ZM15 252V251H14ZM59 252V251H58ZM73 252H72V254H73ZM127 252H129V251H127ZM131 252H132V250H131ZM131 252H130V254H131ZM152 252V251H151ZM154 252V251H153ZM178 252V251H177ZM221 252V251H220ZM226 252V251H225ZM231 252V251H230ZM229 252V253H230ZM248 252V251H247ZM5 253V252H4ZM4 253H0V255L2 254H4ZM11 253V252H10ZM61 253V252H60ZM65 253V252H64ZM71 253V252H70ZM89 253V252H88ZM126 253V252H125ZM134 253V252H133ZM141 253H143L142 251H141ZM173 253V252H172ZM235 253H237V251L235 252ZM242 253V252H241ZM17 254V253H16ZM19 254V253H18ZM52 254H55V253H52ZM62 254V253H61ZM69 254V253H68ZM71 254V255H72ZM85 254V253H84ZM140 254V253H139ZM157 254V253H156ZM165 254H166V252H165ZM184 254H186V253H184ZM220 254H222V253H220ZM234 254V253H233ZM240 254V253H239ZM239 254H237L238 256L237 257H239ZM254 254H256L257 255V257L258 258H256V256H255V259H253L252 260V257L251 256H253ZM263 254V255H262ZM47 255H50L51 257H49V256H47ZM58 255V254H57ZM60 255V254H59ZM64 255V254H63ZM129 255V254H128ZM136 255V254H135ZM134 255V256H135ZM138 255V254H137ZM146 255V254H145ZM167 255V254H166ZM170 255V254H169ZM169 255H167L168 256V258H169ZM175 255V254H174ZM174 255H170L171 257H170V259H172V258H174V257H176V255L174 256ZM181 255H183V253H181ZM228 256H232V254H227ZM242 256H243V254H241ZM244 255H246V252L244 253ZM251 255V256H250ZM4 256V255H3ZM5 256H6V254H5ZM4 256V257H5ZM13 256H15V255H13ZM13 256H11V257H13ZM75 256V255H74ZM85 256V255H84ZM89 256V255H88ZM133 256V255H132ZM140 256V255H139ZM150 256V255H149ZM174 256V257H173ZM184 256V255H183ZM225 256V255H224ZM227 256V257H228ZM263 256V257H262ZM2 257V256H1ZM129 257V256H128ZM137 256H135V258H136ZM141 257V256H140ZM179 257H180V255H179ZM179 257H177V258H179ZM182 257V256H181ZM180 257V258H181ZM226 257V256H225ZM8 259L10 258V256L8 255V257H7ZM13 258H15V257H13ZM17 258V257H16ZM64 258H66V257H64ZM130 258V257H129ZM132 258V257H131ZM134 258V257H133ZM134 258V259H135ZM139 258V257H138ZM142 258V257H141ZM149 258V257H148ZM151 258V257H150ZM166 258V257H165ZM230 258V257H229ZM228 258V259H229ZM259 258H262V259H259ZM1 259V258H0ZM20 259V258H19ZM62 259V258H61ZM61 259H59V258H54V260H53V258L49 261V262H51L50 264H68V262L67 261H64L65 259H63V260H61ZM143 259V258H142ZM176 259V258H175ZM231 259V258H230ZM18 260V259H17ZM164 260V259H163ZM174 260V259H173ZM235 260V261H236ZM16 261V260H15ZM23 261V262H24ZM48 261H47V263H48ZM71 261V260H70ZM83 261V260H82ZM140 261V260H139ZM152 261V260H151ZM154 261V260H153ZM169 261H171V262H173L172 260H169ZM228 261V260H227ZM263 261V264H264V260H262ZM261 261V262H262ZM3 262H6L5 260L3 261ZM133 262V261H132ZM135 262H137L136 260H135ZM145 262V261H144ZM146 262H148V261H146ZM179 262V261H178ZM183 262H185V261H183ZM229 262H230V260H229ZM228 262V263H229ZM261 262H259V263H261ZM17 263V262H16ZM15 263V264H16ZM28 263V264H29ZM76 263V262H75ZM149 263V262H148ZM176 263V262H175ZM182 263V262H181ZM180 263V264H181ZM235 263V262H234ZM234 263H230V264H234ZM238 262L236 261V264H237ZM258 263V264H259ZM70 264H72L71 262H70ZM140 264V263H139ZM147 264V263H146ZM173 264V263H172ZM183 264H185V263H183ZM217 264H218V262H217ZM220 264V263H219Z\"/></svg>",
  "mask_w": 264,
  "mask_h": 264
}]
</instances>
